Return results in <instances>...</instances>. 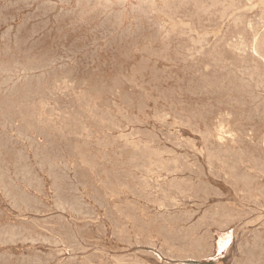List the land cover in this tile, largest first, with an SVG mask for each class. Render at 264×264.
<instances>
[{
    "label": "rangeland",
    "instance_id": "374dc122",
    "mask_svg": "<svg viewBox=\"0 0 264 264\" xmlns=\"http://www.w3.org/2000/svg\"><path fill=\"white\" fill-rule=\"evenodd\" d=\"M52 1L53 2L55 1V2L53 3ZM146 1H147V3H146ZM173 1L172 0H168V1H166V0H161V1L160 0L159 1L158 0H155V1L154 0H135V1H133V0H118V1H116V0H110V1L109 0H74V1L73 0H0V49L3 50V52L0 50V68H1V70H0V73H1L0 74V81L1 82L3 81L2 83L0 82L2 84V85L0 84V101H1L0 102V104H1L0 105V109H1L0 110V128H2V129H0V166H1L0 167V170H1L0 171L1 172L0 173V203H1L0 204V209H1L0 210V238H1L0 239V241H1L0 246H2V247H0V255H2L0 257L2 258L4 256L2 259L0 258L1 259L0 264H6V263L7 264H21V263L22 264H55V263L56 264H74L75 262H76L75 264H84V263L85 264L86 263L87 264H101V263L102 264H110V263L111 264H115V263L116 264H125V262H126V264H135L136 262H137L136 264H138V262H140L141 264L143 262H144V264H178V263L179 264H184V263L185 264H189V263L190 264H193V263L194 264L195 263L196 264H235V263L236 264L237 263L238 264H240V263H242V264H261L262 263V264H264V260H263L264 259V254H263L264 253V213H260V212H264V210H263L264 209V207H263L264 206V195H263L264 194V157H263L264 156L263 155V153H264V132H262V131H264V109H263L264 108V106H263L264 105V103H263L264 102V97H263L264 96V82H263L264 81V39H263V37H264V23H263L264 22V17H263L264 16V6H263L264 4L263 3L264 2L262 0H254L255 2L252 0H250V1H248V0H246V1L245 0H209V2H208V0H207V2L204 0H202V1L201 0H199V1L198 0L197 1L196 0L195 1L194 0H189V1L184 0V2H182L183 0H176L174 2ZM233 1H236L237 3L233 2ZM113 2H114V4H113ZM160 2H161V4H160ZM195 2H197V3H195ZM201 2L202 3L205 2L204 4L206 6L203 5ZM212 2L214 5L212 4ZM252 2L255 5V9L253 7ZM261 2H263V3H261ZM59 3H60V5H59ZM85 3H86V5H85ZM132 3H133V5H132ZM256 3H257V5H256ZM119 4L121 6H119ZM164 4H166V5H164ZM211 4H212V6L209 7L208 5H211ZM247 4L251 7V9H253V12H252V10H249L250 8ZM245 5H247V6H245ZM66 6H67V9L65 8ZM185 6L186 7L189 6V7L185 8ZM204 6H205V8H204ZM143 7H144V10L147 7L145 12H144V10H142ZM196 7H197V9H196ZM201 7H202V9H201ZM259 7L261 9H259ZM148 8L152 13L150 11H147ZM184 8H185V10H184ZM212 8H213L212 11L209 10ZM216 8H219V9H216ZM241 8L245 9V10L243 11ZM164 9H166V10L164 11ZM203 9L207 10V11L204 12ZM246 9H248V10H246ZM257 9H259V10H257ZM121 10H122V12H121ZM134 10L135 11L137 10V11L135 12ZM155 10L156 11L158 10L157 13ZM168 10H169V12H168ZM178 10H180V11H178ZM196 10H198V11L196 12ZM199 10H201V11H199ZM230 10H232V11H230ZM23 11H24V13H23ZM177 11H178V14L176 13ZM207 12H208V14H207ZM122 13H123V15H122ZM146 13H147V15H146ZM158 13H159V15H158ZM199 13H201L202 15L200 14V16H199L198 15ZM236 13H238V14H236ZM151 14H153V15H151ZM154 14H155V16H154ZM181 14H182V16H181ZM187 14L189 15V17H186V16L185 17L188 20L184 17V15H187ZM191 14H193L192 15L193 17L191 16ZM195 14H196V16H195ZM210 14H211V16H210ZM214 14H215V17L213 16ZM231 14H232V17H231ZM252 14H254V15H252ZM117 16H118V18H117ZM132 16H133V18H132ZM161 16H162V18H161ZM190 16H191V18H190ZM260 16H261V18H260ZM142 17H143V19H142ZM147 17H148V19H146ZM209 17H211V18H209ZM229 17H230V19H229ZM93 20H94V22H93ZM123 20L125 22H123ZM161 20H162V22H161ZM198 20H200V23L197 22ZM241 20L242 21L244 20V21L242 22ZM96 21H98L99 23ZM154 21H155V23H154ZM191 21H193L194 25ZM122 22H123V25H125V26L122 25ZM126 22H127V24H126ZM187 22H189L188 25H187ZM119 23H121V24H119ZM136 23H138V25ZM184 23H186V24L184 25ZM240 23H242L243 25ZM155 24H157L158 26H156ZM189 24L193 27H191ZM90 25H92V26L90 27ZM195 25H197V26L194 27ZM198 25H199V27H198ZM247 25L249 26V28ZM145 26H147V27L144 28ZM159 26L163 29L164 32L162 31V29ZM162 26H164V27H162ZM187 26H188V29H186ZM120 27H122V29ZM183 27H186V28H183ZM214 27H216V28H214ZM223 27H224V30H223ZM236 27H237V29H236ZM191 29H192V31H191ZM198 29L199 30L201 29L200 30L201 32ZM197 30H198V32H197ZM215 30H216V32H215ZM158 32L160 35L158 34ZM228 32H230V33H228ZM156 34H157L158 39H156L157 38ZM145 35H147V37ZM200 35H201V38H200ZM208 35L210 37H206ZM74 36H76V37H74ZM223 36H225V37L222 38ZM191 37L193 38V41L191 40L192 39ZM195 40H196V42H195ZM182 43H183V45H182ZM191 43H193V44L191 45ZM169 44L172 46H170ZM160 46H162V47H160ZM181 46H182V48L183 47L184 48L182 49ZM199 46H200V48H199ZM168 47L170 48L169 50H168ZM177 47H179V48H177ZM154 48H156V49H154ZM165 48H167V49H165ZM213 48H215L216 50ZM258 48L259 49L262 48V49L259 50ZM138 49H139V51H138ZM173 49H175V50H173ZM246 49H248V50H246ZM105 50L107 51V53ZM250 50H252V51H250ZM183 51H185V52H183ZM196 51L199 53H197ZM240 51L241 52L243 51V53H241ZM190 52H191V55H190ZM256 52L258 53L257 56H255L257 54ZM18 53H19V55H18ZM2 55H4V56H2ZM105 56H106V58H105ZM216 56H218V57H216ZM19 57H20V59H19ZM167 57H168V59H166ZM213 57H215V59ZM187 58L190 60H188ZM171 59L173 61H171ZM210 59H212L213 61L212 60L210 61ZM4 60H5V62H4ZM166 61H167V63H166ZM191 61H192V63H191ZM214 61L216 64L214 63ZM7 62H9V63H7ZM170 62H172V63H170ZM217 63H218V66H217ZM153 64H155V65H153ZM171 65H172V67H171ZM199 65H201V66H199ZM214 65L216 68H214ZM192 66H194V67H192ZM198 66L200 69L198 68ZM219 66H220V68H219ZM167 67H169V68H167ZM249 67L252 69H250ZM21 68H22V70H21ZM90 68H91V70H90ZM177 68H178V70H177ZM189 68H191V70ZM238 68H239V70H238ZM8 69L9 70L12 69V70H10L11 73H8L9 72ZM133 69H135V70H133ZM193 69L194 70L196 69V71L194 72ZM226 69H228V70H226ZM244 69H245V71H244ZM247 69H248V71H246ZM251 70H254V71H251ZM258 70L260 71V73ZM24 71H26V72H24ZM216 71H218V72H216ZM22 72H24V73H22ZM181 72H183V73H181ZM235 72H237V73H235ZM244 72H246L247 74L245 73V75H244ZM249 72L251 75L248 74ZM209 73H211L210 76H209ZM61 74H62L63 78L61 77ZM12 75H14L15 78ZM25 75H28V76H25ZM220 75L222 76V78H220L221 77ZM11 76H12V78H11ZM66 76H68V77H66ZM4 77H5V79H4ZM18 77H19V79H18ZM12 79H14L15 81H13ZM29 79L31 81H29ZM149 79H150V81H149ZM241 79H242V81H241ZM70 80L73 83H71ZM226 80H228V81L230 80V82H228ZM18 81L19 82L22 81L19 83L20 85L18 84ZM46 81H47L48 85L46 84ZM53 81H55V82H53ZM57 81L59 82V85L57 84L58 83ZM245 81H246V83H245ZM207 82H208V84H207ZM42 83H43V85H42ZM44 83H45V85H44ZM53 83H55V84H53ZM67 83H69V84H67ZM70 83H71V85H70ZM240 83H241V85H240ZM234 84H235V87H234ZM14 85L17 87H15ZM61 85H62V87H61ZM4 86H5V88H4ZM63 86H65V87H63ZM12 87L14 88V91H13ZM223 87H224V89H223ZM2 88H4V89H2ZM48 88H49V90H48ZM54 88H56V89H54ZM22 89H25V90L22 91ZM62 89H64V92L62 91ZM86 89H88V90H86ZM50 91L51 92L53 91V92L51 93ZM76 91H77V93H76ZM121 91H122V93H121ZM229 91H232V92H229ZM85 92H87V93H85ZM219 92H220V94H219ZM18 93H20V94L18 95ZM28 93H30V95L32 94L33 96L32 95L30 96ZM69 93L71 94V96ZM63 94H64V96H63ZM82 94H84V95H82ZM26 95L30 96V97H27ZM56 95H57V98H56ZM92 95H93V97H92ZM104 95H106V96H104ZM114 95L116 98L114 97ZM4 96H5V98H4ZM6 96H7V98H6ZM65 97H66V99H65ZM72 97H73V99H72ZM120 97H121V99H120ZM262 97H263V99H261ZM12 98H13V100H12ZM84 98L87 100H85ZM99 98H101V99H99ZM4 99H6V100H4ZM71 99L74 101H72ZM76 99H77V101H76ZM90 99H92V100L90 101ZM42 100H48V101H47V103H46V101H44V103H43ZM2 101H4V103ZM15 101H16V103H15ZM18 101H19V103H18ZM50 101L52 102V104ZM83 101H85V102H83ZM76 102H78V103H76ZM39 103L42 105H40ZM45 103L47 104V106L45 105ZM54 103L56 106L54 105ZM88 103H90V105ZM104 103L106 104V106ZM80 104H81V106H80ZM95 104H97L98 106ZM99 104H101V105H99ZM107 104H109V105H107ZM122 105H123V107H122ZM54 106H55V108H53ZM99 106L100 107L103 106V109H102V107L99 109ZM37 107H38V109H37ZM45 107H47V108H45ZM60 107H61V110H59ZM83 107H85V109ZM86 107H87V109H86ZM113 107H116V109ZM205 107L207 108V110ZM254 107H255V110H254ZM6 109H7V112H6ZM54 109H57V110H54ZM67 109H68V112H67ZM73 109H74V112H73ZM113 109H115V110L113 111ZM130 109H132V110H130ZM158 109H159V111H158ZM165 109L167 111H165ZM17 110L23 111V112L20 113ZM33 110H34V112H33ZM46 110H47V112H46ZM92 110L94 112H92ZM168 110L170 113L168 112ZM124 111L126 113H124ZM142 111H143V113H142ZM200 111H201V113H200ZM237 111H239V112L236 113ZM12 112H16V113L12 114ZM71 112H73V114ZM6 113H8V114H6ZM18 113H20L21 115H18ZM37 113L39 116H37V118H36ZM87 113H88V115H87ZM101 113H102V115H101ZM138 113H139V115H138ZM149 113H151V116ZM5 114L7 115V117ZM29 114H30V116H29ZM50 114H51V116H50ZM71 114H72V118H70ZM106 114H108V115H106ZM3 115H5V117ZM54 116L55 117L57 116L56 118H59V119H57V121H56V118L51 119ZM96 116H97V118H96ZM131 116H133V117H131ZM217 116H218V118H217ZM235 116H236V118H234ZM74 117L76 120L73 119ZM87 117H88L87 120H90V121L85 120ZM100 117H102V118H100ZM144 117H146V118H144ZM147 117L150 119L148 120ZM44 118L49 119V120H45ZM67 118H68V120H67ZM120 118L123 120H120ZM151 118H152V120H151ZM37 119H38V122H36ZM101 119L102 120L105 119V120L102 121ZM224 119H226V120H224ZM64 120H65V122H64ZM82 120H84V121L82 122ZM112 120H113V122H112ZM29 121H31V122H29ZM76 121H78L81 124H79L78 122H77L78 123L77 124ZM104 121H105V123H104ZM122 121H123V123H122ZM70 122L72 125L70 124ZM91 122H93V123H91ZM137 122H138V124H137ZM237 122H239V123H237ZM49 123H52V124H49ZM98 123H100V124H98ZM127 123H128V125H127ZM132 123L134 126L132 125ZM5 124H6V126H5ZM94 124H96V125H94ZM97 124H98V126H97ZM222 124H224V125L222 126ZM8 125H11V126H8ZM38 125H40L41 129ZM54 125H55V127H54ZM123 125H125V126H123ZM177 125H178V127H177ZM231 125H232V127H231ZM108 126H109V129H108ZM235 126H237V127H235ZM52 127L56 128V129L53 128L54 129L53 130ZM80 127H82V128L80 129ZM22 128H25V131ZM71 128L75 129V130L73 129L74 132ZM86 128H87V130H86ZM9 129H11V132ZM126 129H128V130H126ZM137 129H139V130H137ZM153 129H155V130L152 131ZM174 129H176V130H174ZM209 129H210V131H209ZM222 129L225 131L222 132ZM58 130H59V132H58ZM101 130L103 132H101ZM116 130H117V132H116ZM203 130H204V132H203ZM211 130H212V132H211ZM55 131L57 134L55 133ZM61 131H62V136L60 135ZM121 131H122V133H121ZM131 131L133 132V135H131L132 134ZM138 131H140V133ZM185 131H187V132H185ZM30 132H32V133H30ZM66 132L68 135L66 134ZM111 132H113V133H111ZM130 132H131V134H129ZM143 132H144V134H143ZM151 132H153V133H151ZM90 133H91V135H90ZM98 133L99 134L101 133L100 136L98 135ZM147 133H149V134H147ZM260 133L263 135V137ZM119 134H120V136L118 137ZM123 134L124 135L127 134L129 137L124 136ZM145 134H146V136H145ZM154 134H157V135H154ZM74 135H76V137ZM115 135L117 138L115 137ZM152 135H154V136H152ZM183 135L185 138L183 137ZM217 135H219V136H217ZM228 135H230L231 137ZM79 136H81V137H79ZM220 136L222 137V139ZM35 137H37V139ZM141 137H142V141H139L141 139ZM188 137H190V138H188ZM72 138H73V140H72ZM119 138H120L121 142H120ZM165 138H166V140H165ZM216 138H217V140H216ZM239 138H240V140H239ZM186 139H188V140H186ZM65 140L68 143H66ZM69 140L70 141L72 140V141L70 142ZM105 140H107V141H105ZM130 140H131V147H127L128 142L130 145ZM246 140L248 141V143ZM7 141H8V143H7ZM36 141H37V143H36ZM40 141H41V143H40ZM98 141L100 144L98 143ZM145 141H147V143ZM156 141H158V142H156ZM160 141H163L164 143H162ZM166 141H167V143H166ZM204 141L206 142L207 145L205 144ZM231 141H233V142H231ZM69 142L72 145L73 144H75V145L72 147V145ZM77 142H79V143H77ZM116 142H118V143H116ZM123 142L124 143L126 142V143L124 144ZM132 142L134 144L135 143H138V144L134 145ZM150 142H153V143L150 144ZM83 143H84V148H83ZM95 143L96 144L98 143L97 146ZM108 143H110V144H108ZM189 143L192 144V147ZM231 143L233 144V146ZM15 144L18 146H16ZM59 144H60V146H59ZM176 144H179V145H176ZM198 144H199V146H198ZM42 145L44 147H42ZM138 145H141L140 146L141 148ZM150 145H152V146H150ZM219 145H221L222 147ZM230 145L232 148H230ZM33 146H34V148L36 147V149H34ZM121 146H123V147H121ZM166 146H168V148H166ZM38 147H40V148H38ZM113 147H115V148H113ZM160 147H162V148L160 149ZM187 147H188V149L191 148L192 151L190 149H189V151L186 150ZM194 147H197V148H194ZM241 147H242V149H241ZM4 148H5V150L2 151ZM100 148H101V150H100ZM117 148H118V150H117ZM233 148H234V150H233ZM141 149H143V150H141ZM163 149H164V151H163ZM166 149H168V151ZM226 149H228L227 150L228 152L226 151ZM253 149H255V150H253ZM25 150H26V152H25ZM90 150L91 151L94 150V151L91 152ZM158 150H159V152H158ZM172 150L173 151L175 150L174 153ZM9 151H10V153H9ZM15 151L17 154L14 155ZM20 151H21V153H19ZM99 152H100V154H99ZM121 152H123V154H121ZM129 152H131V153H129ZM146 152H147V154H146ZM160 152L161 153L164 152V153L161 154ZM165 152H167V154ZM245 152H247V153H245ZM251 152H252V154H251ZM141 153L142 154L144 153V154L142 155ZM154 153H156V156L158 155L157 156L158 159H156L157 157L155 156ZM75 154H76V156H75ZM126 154H128L129 156H127ZM159 154H161V155H159ZM171 154L173 156H171ZM174 154L177 158L179 157L178 160L181 163L179 161H176L177 159L174 156ZM192 154H193V157H192ZM207 154H209V155H207ZM248 154H249V156H248ZM151 155H153L154 157L153 156L151 157ZM183 155H184V157H183ZM188 155L189 156L191 155V156L189 157ZM8 156H10V157H8ZM97 156H99V157H97ZM114 156H116V157H114ZM123 156L126 158H124ZM11 157H12V159H11ZM88 157H90V158H88ZM159 157L162 158V160H161L162 162L157 163V161L159 162V160H160ZM60 158H61V160H60ZM98 158H100V160ZM121 158H123L124 160ZM153 158H155V159H153ZM214 158H215V160H214ZM242 158H244V159H242ZM125 159H127V160H125ZM173 159L174 160L176 159L175 160L176 163H174L175 161ZM184 159L186 161H184ZM197 159H199V160H197ZM31 160H32V162H31ZM51 160L52 161L54 160V161L52 162ZM155 160H157V161H155ZM170 160H171V165H170ZM33 161L35 163L38 162L37 163L38 165L35 164ZM42 161H44V162H42ZM69 161H71V162H69ZM114 161H116V162H114ZM135 161H137V162H135ZM163 161H165L164 164H163ZM167 161H168V163H166ZM214 161L216 162V164L214 163ZM5 162L7 163L8 167H6ZM113 162H114V164H113ZM151 162H155V163H151ZM94 163L97 165L96 167H95ZM100 163H102V164L100 165ZM117 163L120 165H118ZM121 163H122V165H121ZM133 163H136V165ZM184 163L185 164L187 163V164L185 165ZM230 163H232V164L230 165ZM10 164L12 165V168H11ZM53 164H54V166H53ZM68 164H71V166ZM157 164H159L161 166L159 167ZM179 164H183V166L179 165ZM217 164H218V166H217ZM142 165H144V166H142ZM145 165H146V168H144ZM175 165H177V166H175ZM193 165H194V168H193ZM81 166H82V169H81ZM107 166H109V167H107ZM126 166L127 167L129 166L128 169L126 168ZM148 166H149L150 170H149ZM155 166H156V168H154ZM186 166H187V168H185ZM197 166H198V168H197ZM200 166H202L201 170L204 169L203 171L198 170V169H200ZM219 166L221 168H219ZM41 167L43 170L41 169ZM58 167H60V168H58ZM152 167H153V169H152ZM173 167H175V169ZM213 167H215V168H213ZM39 168H40V170H39ZM77 168H79V169H77ZM100 168H102V169H100ZM180 168H182L181 169L182 171L180 170V172H179L178 170ZM190 168H192L193 170ZM3 169H4V171H3ZM92 169H96V170H92ZM172 169L174 172L172 171ZM66 170H67V172H66ZM71 170H73V171L71 172ZM77 170H79V171L77 172ZM98 170H100L101 172L100 171L97 172ZM109 170H111V171L109 172ZM130 170H131V172H130ZM138 170H139V172H138ZM147 170L149 171V173H152V174H149ZM155 171H158V172L155 173ZM128 172H129V174H128ZM140 172H142L143 174ZM159 172H162V173L159 174ZM22 173H23V175H22ZM76 173H77V175H76ZM88 173H90V175ZM115 173H117V174H115ZM131 173H133V174H131ZM197 173L200 176L199 178L196 177V176H198ZM213 173H214V175H212ZM98 174H100V176ZM119 174H121V175H119ZM230 174H231V176H229ZM251 174H253V175H251ZM262 174H263V176H262ZM60 175H62V176H60ZM81 175H82V177H81ZM254 175L256 176V180H255ZM124 176H126V177H124ZM191 176H192V178H191ZM201 176H203V177H201ZM218 176H219V178H218ZM116 177H118L119 179H117ZM172 177L174 179H172ZM147 178L151 179V180H146ZM184 178H186V179H184ZM188 178H189V181H188ZM54 179L55 180L57 179V180L55 181ZM120 179H121V181H120ZM127 179H129V180H127ZM134 179L136 180V183H135ZM144 179H145V181H144ZM18 180H20V181H18ZM92 180H94V181H92ZM98 180L100 181V183ZM110 180H111V182H110ZM112 180H113V182H112ZM138 180L144 181V183L140 182ZM168 180L170 182H168ZM173 180H174V182H173ZM175 180H176V182H175ZM178 180L180 181V183H178L179 182ZM181 180L182 181L184 180L185 182H182ZM192 180H193V182H192ZM36 181H38V182H36ZM202 181H204V182H202ZM257 181L261 182V183H258ZM262 181H263V183H262ZM70 182H73V183H70ZM91 182L95 185L93 186V184ZM160 182H162V183H160ZM101 183H103L104 185ZM181 183H183L185 186H182L183 184L181 185ZM231 183H233V185ZM10 184H11V186H10ZM100 184L102 187L100 186ZM118 184H119V186H117ZM161 184L164 186H162ZM257 184H259V185H257ZM50 185H51V187H50ZM157 185L160 187L159 189H158ZM204 185H205V188L203 187ZM25 186H27V187H25ZM161 186H162V188H161ZM232 186L236 190L233 189ZM239 186H240V188H239ZM34 187L35 188L38 187V188L35 189ZM52 187H53V189H52ZM66 187H68V188H66ZM183 187H185V188H183ZM21 188H22V190H21ZM26 188H28V189L26 190ZM60 188L61 189L63 188V189L60 190ZM64 188H65V192H64ZM144 188H146L147 190ZM201 188H202V190H201ZM206 188H208V190H204ZM42 189L44 191H42ZM107 189H109V190H107ZM123 189L124 190L127 189V190L124 191ZM161 189L164 191H162ZM167 189L170 191L168 192ZM179 189H181V191H179ZM212 189H215V190H212ZM2 190L4 191L5 194L2 193ZM203 190L206 192L203 193L204 192ZM240 190L243 192H241ZM5 191H7V192H5ZM60 191H61V193H60ZM88 191H90V192H88ZM122 191H124V193H122ZM197 191H199L200 194ZM250 191L251 192L254 191L255 193H251ZM105 192H106V194H105ZM216 192H219V193L221 192L220 194H222V195H220L219 193L216 194ZM151 193H153V194H151ZM174 193H175V195H174ZM27 194L30 197H28ZM54 194H56V195H54ZM109 194H111L110 197H109ZM127 194L128 195L130 194V196H127ZM214 194H215V196H214ZM234 194H236V195H234ZM42 195H44V197ZM71 195L73 196V198H71L72 197ZM90 195H92L93 197ZM101 195H103V196H101ZM51 196L54 198H52ZM55 196H56V198H55ZM61 196H64V197H61ZM80 196H82V197H80ZM161 196H162V200L160 198ZM231 196L233 199L231 198ZM7 197H9L10 199L12 198V199L10 200ZM134 197H136V198H134ZM203 197H204V199H203ZM241 197H242V200H241ZM89 198H91L92 201ZM189 198H191V199H189ZM25 199H26V201H25ZM56 199H57V201H55ZM183 199H184V202L182 201ZM195 199H196V201H195ZM20 200H22L23 202ZM40 200L42 203L40 202ZM111 200L114 202L112 203ZM120 200H122L121 203H120ZM233 200H234V203H233ZM75 201H76V203H75ZM105 201H106V203H105ZM171 201H172V203H171ZM66 202H67V205H66ZM195 202H196V204H195ZM36 203L39 204L40 207H42V209ZM110 203H111V206H110ZM165 203H168L166 207H165ZM193 203L195 204V206ZM55 204H57V206H55ZM79 204L81 206L82 205L83 206L80 207ZM131 204H133V205H131ZM171 204H173V205H171ZM250 204H252V205L250 206ZM257 204H259V205H257ZM13 205H15L14 208L12 207ZM20 205H22V206H20ZM24 205L26 206V208L28 207V209H25ZM89 205H91V206H89ZM93 205H94V207H93ZM144 205L146 208L144 207ZM148 205H149V209H148ZM35 206L37 207L38 210L36 209ZM66 206L69 208L71 207L72 209H70V210H69V208L65 209ZM257 206L258 207L261 206V208H258ZM32 207H33V209H32ZM89 207H91V208H89ZM105 207H106V211H105ZM122 207H123V209H122ZM153 207L155 209H153ZM168 207H169V209H168ZM241 207H244L246 209L244 210V208H242V210H241ZM57 208L58 209L60 208V211ZM171 208H172V210H171ZM176 208L178 209L179 212L175 211ZM190 208H192V209H190ZM213 208H215V209H213ZM254 208H255V210H254ZM43 209H44V211H43ZM219 209H220V211H219ZM249 209L250 210L252 209V211H254V212L253 213H252V211L250 212ZM256 209L258 211H256ZM125 210L127 211V213ZM205 210H207V211H205ZM221 210H223V211H221ZM68 211L71 213H69ZM131 211H133L132 214H130ZM147 211H148V213H147ZM155 211H157V212H155ZM6 212H8V213H6ZM32 212H36V214L32 213ZM65 212H67V213H65ZM81 212H83V214ZM135 212H137V214ZM160 212H162V213H160ZM196 212H197V214H196ZM208 212H212V213L208 214ZM256 212H258V213H256ZM124 213H126V215ZM150 213L154 214L155 216L151 215ZM239 213H240V215H239ZM84 214H86V215H84ZM192 214H194V216ZM168 215H169V217H168ZM201 215H203V217ZM28 216H31V217H28ZM51 216H53L54 218ZM76 216H77V218H76ZM81 216H82V218H81ZM200 216L202 218H199ZM245 216H247L246 221H245ZM33 217H35V218H33ZM61 217H63L64 219ZM73 217H74V219H73ZM116 217L120 218L121 221L119 222V219H117ZM146 217H147V219H146ZM79 218H80V220H79ZM8 220L10 223L8 222ZM92 220H94V221H92ZM122 220H124V221H122ZM151 220H153V221H151ZM211 220H212V222H211ZM46 221L48 223H46ZM97 221H99V222H97ZM100 221L102 224L100 223ZM108 221H110V222H108ZM166 221H167V223H166ZM178 221H180L181 223L180 222L177 223ZM182 221H184V222L186 221L188 224L187 223L184 224V222H182ZM4 222H6V223H4ZM75 223H77V224H75ZM87 223L88 224L90 223V224L88 225ZM110 223H112L114 225H112ZM248 223H251V224L249 225ZM260 223H261V225H260ZM47 224H49V225H47ZM140 224H141V226H140ZM171 224H172V226H169ZM205 224H206V226H205ZM18 225H19V227H18ZM43 225H46V226L43 227ZM69 225H71V226H69ZM97 225H99V226H97ZM124 225L127 227H125ZM166 225H168L167 226L168 230H167V227H164ZM212 225H214L215 227ZM3 226L5 229L3 228ZM103 226H104V228H103ZM257 226L259 229L257 228ZM64 227H65V229H64ZM105 227H106V230H105ZM121 227H122V229H121ZM149 227H151V228H149ZM235 227L237 228V230ZM10 228H12V230ZM206 228L208 229V232H207ZM15 229H16V231H15ZM45 229H47L48 231H46ZM126 229H127V232H126ZM150 229H152V230H150ZM185 229H187V230H185ZM193 229L195 231L197 230L198 232L197 231L195 232ZM199 229H200V231H199ZM250 229H252L254 232L256 231V233H254ZM62 230H64V231L66 230V231L64 232ZM70 230H73L74 232L71 231V233H70ZM77 230L78 231L81 230V231H79L80 233ZM191 230H193V231H191ZM59 231L61 233L63 232L62 233L63 237ZM144 231H146V232H144ZM23 232H24V235H22ZM174 232H176V233H174ZM179 232L181 234L180 236H182L180 238H179ZM19 233H21V234H19ZM99 233H101V235ZM102 233H103V235H102ZM155 233H156V235H155ZM157 233L159 235H157ZM167 233L169 235H172V234L173 235L169 236ZM186 233L188 235H186ZM149 234L151 235V237ZM191 234H192V236H191ZM226 234H227V236H226ZM6 235H8V236H6ZM84 235L85 236L88 235L89 238H88V236L85 237ZM204 235H206V236H204ZM228 235L230 237V242H229L228 246L222 251L219 250V247H218L219 243L218 242H220L222 239H224V237H228ZM261 235L263 236L262 238H261ZM19 236L21 238H19ZM40 236L41 237L43 236V237L41 238ZM100 236H101V238H100ZM109 236L111 238H109ZM166 236H169V237H167V239H166ZM26 237H27V239H25ZM30 237H33V238H30ZM75 237L77 240L74 239ZM119 237H120V239H119ZM172 237L174 240L172 239ZM183 237H185L186 239L184 238L185 239L184 240ZM71 239H72V242H71ZM90 239H91V241H90ZM104 239H106V240H104ZM110 239L112 242L109 241ZM254 239H256V240H254ZM20 240H21V242H20ZM30 240H32V241H30ZM42 240H44V241H42ZM46 240H47V243H46ZM162 240H164V241H162ZM257 240H259V241H257ZM6 241L7 242L9 241V242L5 243ZM85 241H87V242H85ZM99 241H101V242H99ZM102 241H105V242H102ZM120 241H122V242L120 243ZM126 241H128V243H126ZM169 241H170V243H169ZM195 241L197 242V244ZM11 242L14 244H11ZM50 242H51V244H50ZM95 242H98V243H95ZM194 242H195V244H194ZM234 242H235V244H234ZM257 242H259V243H257ZM71 243H72V245H70ZM87 243H89V244H87ZM93 243H94V245H93ZM104 243L106 245H104ZM148 243L151 246H148L147 245ZM181 243H182V245H181ZM214 243H215V245H214ZM252 243H253L254 247H253ZM96 244H98L97 247H96ZM99 244H100V246H99ZM178 244H179V246H178ZM103 245H104V247H103ZM130 245H132V247ZM174 245H176V246L174 247ZM240 245H241V247H240ZM250 245H252V246H250ZM4 246H6V247H4ZM114 246H116V247H114ZM172 246H173V248H172ZM203 246H204V248H203ZM127 247H129V248L127 249ZM159 247H161V248H159ZM82 248H83V250H82ZM116 250H118V252ZM50 253H51V255H50ZM172 253L173 254L175 253V254L173 255ZM198 254H199V256H198ZM24 255H26V256H24ZM93 255H95L94 257H96V259L93 257ZM103 255H104V257H103ZM106 255H107V257H106ZM125 255H127V256H125ZM176 255H177V257L175 258ZM72 256L75 258H73ZM97 256H98V258H97ZM112 256H114V257H112ZM179 256H181V257L179 258ZM190 256L192 258H194L195 260H192V258ZM208 256H210V257H208ZM257 256H258V258H257ZM54 257L56 258L57 261L55 260ZM68 257H70V258H68ZM77 257H79V258H77ZM157 257H158V259H157ZM99 258L101 259L102 262L99 261L100 260ZM102 258H104V259H102ZM115 258H117V259H115ZM181 258H182V260H181ZM188 258H191V259H188ZM38 259H40V260H38ZM74 259H75V262L73 261ZM118 259H120V260H118ZM123 259L124 260L126 259V260L124 261ZM89 260L92 261L93 263H91ZM60 261H61V263H60ZM62 261H64V262H62ZM80 261H81V263H80ZM134 261H135V263H134ZM146 261H147V263H145ZM236 261H238V262H236Z\"/></svg>",
    "mask_w": 264,
    "mask_h": 264
},
{
    "label": "bare ground",
    "instance_id": "6f19581e",
    "mask_svg": "<svg viewBox=\"0 0 264 264\" xmlns=\"http://www.w3.org/2000/svg\"><path fill=\"white\" fill-rule=\"evenodd\" d=\"M73 1H74V0H73ZM109 1H110V0H109ZM116 1H118V0H116ZM133 1H135V0H133ZM154 1H155V0H154ZM158 1H159V0H158ZM160 1H161V0H160ZM166 1H168V0H166ZM172 1H173V0H172ZM174 1H176V0H174ZM174 1H173V2H174ZM185 1H186V0H185ZM188 1H189V0H188ZM194 1H195V0H194ZM196 1H197V0H196ZM198 1H199V0H198ZM201 1H202V0H201ZM204 1L207 2V0H204ZM245 1H246V0H245ZM248 1H250V0H248ZM248 1H247V2H248ZM252 1H254V0H252ZM262 1L264 2V0H262ZM36 2H37V1H36ZM52 2H53V1H52ZM54 2H55V1H54ZM54 2H53V3H54ZM119 2H120V1H119ZM139 2H140V1H139ZM142 2H143V1H142ZM182 2H184V0H183ZM208 2H209V0H208ZM230 2H231V1H230ZM233 2L237 3L236 1H233ZM254 2H255V1H254ZM263 2H261V3H263ZM49 3H50V2H49ZM99 3H100V2H99ZM102 3H103V2H102ZM108 3H109V2H108ZM140 3H141V2H140ZM140 3H139V4H140ZM146 3H147V1H146ZM152 3H153V2H152ZM163 3H164V2H163ZM175 3H176V2H175ZM179 3H180V2H179ZM189 3H190V2H189ZM195 3H197V2H195ZM199 3H200V2H199ZM201 3H202V2H201ZM204 3H205V2H204ZM204 3H202V4L205 5ZM210 3H211V2H210ZM231 3H232V2H231ZM252 3H253V2H252ZM252 3H251V4H252ZM36 4H37V3H36ZM63 4H64V3H63ZM73 4H74V3H73ZM100 4H101V3H100ZM103 4H104V3H103ZM113 4H114V2H113ZM117 4H118V3H117ZM120 4H121V3H120ZM120 4H119V6H121ZM125 4H126V3H125ZM142 4H143V3H142ZM156 4H157V3H156ZM160 4H161V2H160ZM173 4H174V3H173ZM207 4H208V3H207ZM212 4H213V2H212ZM212 4H211V5H208V6L211 7ZM263 4H264V3H263ZM46 5H47V4H46ZM57 5H58V4H57ZM59 5H60V3H59ZM85 5H86V3H85ZM97 5H98V4H97ZM132 5H133V3H132ZM132 5H131V6H132ZM153 5H154V4H153ZM164 5H166V4H164ZM181 5H182V4H181ZM181 5H180V6H181ZM200 5H201V4H200ZM213 5H214V4H213ZM234 5H235V4H234ZM247 5H248V4H247ZM247 5H245V6H247ZM256 5H257V3H256ZM261 5H262V4H261ZM141 6H142V5H141ZM141 6H140V7H141ZM143 6H144V5H143ZM173 6H174V5H173ZM178 6H179V5H178ZM205 6H206V5H205ZM205 6H204V8H205ZM245 6H244V7H245ZM248 6H249V5H248ZM263 6H264V5H263ZM24 7H25V6H24ZM27 7H28V6H27ZM71 7H72V6H71ZM82 7H83V6H82ZM87 7H88V6H87ZM106 7H107V6H106ZM113 7H114V6H113ZM135 7H136V6H135ZM140 7H139V8H140ZM163 7H164V6H163ZM174 7H175V6H174ZM187 7H189V6H187ZM187 7L185 6V8H187ZM202 7H203V6H202ZM202 7H201V9H202ZM209 7H208V8H209ZM253 7H254V9H255V5H254V3H253ZM63 8H64V7H63ZM65 8L67 9V6H66ZM75 8H76V7H75ZM118 8H119V7H118ZM129 8H130V7H129ZM159 8H160V7H159ZM179 8H180V7H179ZM185 8H184V10H185ZM230 8H231V7H230ZM230 8H229V9H230ZM249 8H250L249 10H252V12H253V9H251L250 6H249ZM140 9H141V8H140ZM140 9H139V10H140ZM146 9H147V7H146ZM146 9H145V10H146ZM150 9H151V8H150ZM181 9H182V8H181ZM181 9H180V10H181ZM196 9H197V7H196ZM199 9H200V8H199ZM216 9H219V8H216ZM238 9H239V8H238ZM241 9H242V8H241ZM259 9H261V8L259 7ZM259 9H257V10H259ZM58 10H59V9H58ZM83 10H84V9H83ZM83 10H82V11H83ZM99 10H100V9H99ZM126 10H127V9H126ZM142 10H144V7H143ZM145 10H144V12H145ZM165 10H166V9H164V11H165ZM176 10H177V9H176ZM176 10H175V11H176ZM180 10H178V11H180ZM203 10H204V9H203ZM203 10H202V11H203ZM209 10L212 11L213 8H212V9H209ZM214 10H215V9H214ZM242 10L244 11L245 9H242ZM246 10H248V9H246ZM262 10H263V9H262ZM262 10H261V11H262ZM26 11H27V10H26ZM33 11H34V10H33ZM86 11H87V10H86ZM101 11H102V10H101ZM109 11H110V10H109ZM134 11H135V10H134ZM136 11H137V10H136ZM136 11H135V12H136ZM147 11H150L149 8H148ZM155 11H156V10H155ZM157 11H158V10H157ZM157 11H156V13H157ZM172 11H173V10H172ZM175 11H174V12H175ZM178 11L176 12L177 14H178ZM186 11H187V10H186ZM189 11H190V10H189ZM189 11H188V12H189ZM197 11H198V10H196V12H197ZM199 11H201V10H199ZM205 11H207V10H204V12H205ZM215 11H216V10H215ZM230 11H232V10H230ZM84 12H85V11H84ZM113 12H114V11H113ZM113 12H112V13H113ZM115 12H116V11H115ZM121 12H122V10H121ZM150 12H151V11H150ZM168 12H169V10H168ZM184 12H185V11H184ZM217 12H218V11H217ZM240 12H241V11H240ZM23 13H24V11H23ZM26 13H27V12H26ZM101 13H102V12H101ZM108 13H109V12H108ZM117 13H118V12H117ZM151 13H152V12H151ZM202 13H203V12H202ZM233 13H234V12H233ZM250 13H251V12H250ZM148 14H149V13H148ZM166 14H167V13H166ZM170 14H171V13H170ZM200 14H201V13H199L198 15L200 16ZM204 14H205V13H204ZM207 14H208V12H207ZM236 14H238V13H236ZM21 15H22V14H21ZM122 15H123V13H122ZM127 15H128V14H127ZM146 15H147V13H146ZM151 15H153V14H151ZM158 15H159V13H158ZM187 15H188V14H187ZM187 15H184V17H185V16H186V17H189V15H188V16H187ZM192 15H193V14H191V16H192ZM201 15H202V14H201ZM252 15H254V14H252ZM88 16H89V15H88ZM93 16H94V15H93ZM154 16H155V14H154ZM168 16H169V15H168ZM171 16H172V15H171ZM181 16H182V14H181ZM191 16H190V18H191ZM195 16H196V14H195ZM195 16H194V17H195ZM207 16H208V15H207ZM210 16H211V14H210ZM213 16L215 17V14H214ZM227 16H228V15H227ZM233 16H234V15H233ZM99 17H100V16H99ZM119 17H120V16H119ZM140 17H141V16H140ZM149 17H150V16H149ZM186 17H185V18H186ZM192 17H193V16H192ZM217 17H218V16H217ZM231 17H232V14H231ZM234 17H235V16H234ZM256 17H257V16H256ZM263 17H264V16H263ZM117 18H118V16H117ZM129 18H130V17H129ZM132 18H133V16H132ZM135 18H136V17H135ZM135 18H134V19H135ZM137 18H138V17H137ZM158 18H159V17H158ZM161 18H162V16H161ZM190 18H189V19H190ZM209 18H211V17H209ZM236 18H237V17H236ZM260 18H261V16H260ZM89 19H90V18H89ZM91 19H92V18H91ZM98 19H99V18H98ZM123 19H124V18H123ZM142 19H143V17H142ZM146 19H148V17H147ZM151 19H152V18H151ZM186 19H187V18H186ZM186 19H185V20H186ZM197 19H198V18H197ZM201 19H202V18H201ZM205 19H206V18H205ZM229 19H230V17H229ZM231 19H232V18H231ZM238 19H239V18H238ZM125 20H126V19H125ZM140 20H141V19H140ZM157 20H158V19H157ZM162 20H163V19H162ZM162 20H161V22H162ZM173 20H174V19H173ZM185 20H184V21H185ZM187 20H188V19H187ZM194 20H195V19H194ZM206 20H207V19H206ZM214 20H215V19H214ZM250 20H251V19H250ZM253 20H254V19H253ZM135 21H136V20H135ZM149 21H150V20H149ZM165 21H166V20H165ZM202 21H203V20H202ZM208 21H209V20H208ZM241 21H242V20H241ZM243 21H244V20H243ZM243 21H242V22H243ZM90 22H91V21H90ZM93 22H94V20H93ZM96 22H98V21H96ZM119 22H120V21H119ZM123 22H125V21L123 20ZM123 22H122V25H123ZM191 22L193 23V21H191ZM191 22H190V23H191ZM197 22L200 23V20H198ZM203 22H204V21H203ZM209 22H210V21H209ZM226 22H227V21H226ZM98 23H99V22H98ZM143 23H144V22H143ZM151 23H152V22H151ZM154 23H155V21H154ZM163 23H164V22H163ZM188 23H189V22H187V25H188ZM195 23H196V22H195ZM199 23H198V24H199ZM205 23H206V22H205ZM221 23H222V22H221ZM228 23H229V22H228ZM263 23H264V22H263ZM119 24H121V23H119ZM126 24H127V22H126ZM136 24L138 25V23H136ZM164 24H165V23H164ZM185 24H186V23H184V25H185ZM215 24H216V23H215ZM219 24H220V23H219ZM240 24H242V23H240ZM253 24H254V23H253ZM87 25H88V24H87ZM97 25H98V24H97ZM131 25H132V24H131ZM155 25L158 26L157 24H155ZM182 25H183V24H182ZM182 25H181V26H182ZM189 25H190V24H189ZM193 25H194V23H193ZM217 25H218V24H217ZM217 25H216V26H217ZM220 25H221V24H220ZM242 25H243V24H242ZM9 26H10V25H9ZM91 26H92V25H90V27H91ZM123 26H125V25H123ZM156 26H155V27H156ZM190 26H191V25H190ZM196 26H197V25H195L194 27H196ZM247 26H248V25H247ZM79 27H80V26H79ZM114 27H115V26H114ZM146 27H147V26H145L144 28H146ZM148 27H149V26H148ZM159 27H160V26H159ZM162 27H164V26H162ZM191 27H193V26H191ZM191 27H190V28H191ZM198 27H199V25H198ZM237 27H238V26H237ZM237 27H236V29H237ZM88 28H89V27H88ZM120 28L122 29V27H120ZM160 28H161V27H160ZM183 28H186V27H183ZM214 28H216V27H214ZM219 28H220V27H219ZM234 28H235V27H234ZM248 28H249V26H248ZM251 28H252V27H251ZM84 29H85V28H84ZM161 29H162V28H161ZM186 29H188V26H187ZM196 29H197V28H196ZM230 29H231V28H230ZM147 30H148V29H147ZM154 30H155V29H154ZM154 30H153V31H154ZM158 30H159V29H158ZM198 30H199V29H198ZM198 30H197V32H198ZM200 30H201V29H200ZM200 30H199V31H200ZM202 30H203V29H202ZM205 30H206V29H205ZM223 30H224V27H223ZM251 30H252V29H251ZM83 31H84V30H83ZM159 31H160V30H159ZM162 31H163V29H162ZM162 31H161V32H162ZM166 31H167V30H166ZM191 31H192V29H191ZM221 31H222V30H221ZM163 32H164V31H163ZM185 32H186V31H185ZM194 32H195V31H194ZM200 32H201V31H200ZM205 32H206V31H205ZM207 32H208V31H207ZM215 32H216V30H215ZM230 32H231V31H230ZM230 32H228V33H230ZM233 32H234V31H233ZM113 33H114V32H113ZM118 33H119V32H118ZM149 33H150V32H149ZM211 33H212V32H211ZM68 34H69V33H68ZM114 34H115V33H114ZM127 34H128V33H127ZM145 34H146V33H145ZM158 34H159V32H158ZM163 34H164V33H163ZM163 34H162V35H163ZM225 34H226V33H225ZM147 35H148V34H147ZM147 35H145V36L147 37ZM159 35H160V34H159ZM162 35H161V36H162ZM188 35H189V34H188ZM191 35H192V34H191ZM197 35H198V34H197ZM197 35H196V36H197ZM218 35H219V34H218ZM3 36H4V35H3ZM110 36H111V35H110ZM151 36H152V35H151ZM225 36H226V35H225ZM225 36H223L222 38H224ZM227 36H228V35H227ZM5 37H6V36H5ZM74 37H76V36H74ZM74 37H73V38H74ZM146 37H145V38H146ZM156 37H157V34H156ZM177 37H178V36H177ZM177 37H176V38H177ZM186 37H187V36H186ZM206 37H210V36L208 35V36H206ZM206 37H205V38H206ZM253 37H254V36H253ZM83 38H84V37H83ZM161 38H162V37H161ZM163 38H164V37H163ZM171 38H172V37H171ZM191 38H192V37H191ZM200 38H201V35H200ZM229 38H230V37H229ZM150 39H151V38H150ZM152 39H153V38H152ZM156 39H158V37H157ZM198 39H199V38H198ZM214 39H215V38H214ZM234 39H235V38H234ZM257 39H258V38H257ZM263 39H264V37H263ZM189 40H190V39H189ZM191 40L193 41V38H192ZM196 40H197V39H196ZM196 40H195V42H196ZM223 40H224V39H223ZM6 41H7V40H6ZM142 41H143V40H142ZM153 41H154V40H153ZM157 41H158V40H157ZM192 41H191V42H192ZM213 41H214V40H213ZM239 41H240V40H239ZM107 42H108V41H107ZM172 42H173V41H172ZM204 42H205V41H204ZM7 43H8V42H7ZM96 43H97V42H96ZM100 43H101V42H100ZM102 43H103V42H102ZM188 43H189V42H188ZM201 43H202V42H201ZM201 43H200V44H201ZM216 43H217V42H216ZM241 43H242V42H241ZM2 44H3V43H2ZM2 44H1V45H2ZM192 44H193V43H191V45H192ZM194 44H195V43H194ZM200 44H199V45H200ZM218 44H219V43H218ZM80 45H81V44H80ZM158 45H159V44H158ZM169 45H170V44H169ZM182 45H183V43H182ZM129 46H130V45H129ZM170 46H172V45H170ZM185 46H186V45H185ZM196 46H197V45H196ZM217 46H218V45H217ZM217 46H216V47H217ZM243 46H244V45H243ZM2 47H3V46H2ZM91 47H92V46H91ZM127 47H128V46H127ZM131 47H132V46H131ZM141 47H142V46H141ZM160 47H162V46H160ZM164 47H165V46H164ZM174 47H175V46H174ZM262 47H263V46H262ZM85 48H86V47H85ZM87 48H88V47H87ZM104 48H105V47H104ZM139 48H140V47H139ZM177 48H179V47H177ZM181 48H182V46H181ZM183 48H184V47H183ZM183 48H182V49H183ZM199 48H200V46H199ZM199 48H198V49H199ZM205 48H206V47H205ZM2 49H3V48H2ZM4 49H5V48H4ZM14 49H15V48H14ZM73 49H74V48H73ZM76 49H77V48H76ZM81 49H82V48H81ZM154 49H156V48H154ZM165 49H167V48H165ZM169 49H170V48L168 47V50H169ZM185 49H186V48H185ZM188 49H189V48H188ZM202 49H203V48H202ZM213 49H215V48H213ZM258 49H259V48H258ZM261 49H262V48H261ZM261 49H259V50H261ZM0 50H1V49H0ZM5 50H6V49H5ZM22 50H23V49H22ZM74 50H75V49H74ZM83 50H84V49H83ZM96 50H97V49H96ZM135 50H136V49H135ZM173 50H175V49H173ZM186 50H187V49H186ZM191 50H192V49H191ZM195 50H196V49H195ZM215 50H216V49H215ZM239 50H240V49H239ZM246 50H248V49H246ZM1 51L3 52V50H1ZM13 51H14V50H13ZM76 51H77V50H76ZM105 51H106V50H105ZM138 51H139V49H138ZM162 51H163V50H162ZM162 51H161V52H162ZM250 51H252V50H250ZM2 52H1V53H2ZM5 52H6V51H5ZM81 52H82V51H81ZM163 52H164V51H163ZM167 52H168V51H167ZM167 52H166V53H167ZM183 52H185V51H183ZM186 52H187V51H186ZM196 52H197V51H196ZM240 52H241V51H240ZM253 52H254V51H253ZM28 53H29V52H28ZM106 53H107V51H106ZM133 53H134V52H133ZM158 53H159V52H158ZM179 53H180V52H179ZM179 53H178V54H179ZM197 53H199V52H197ZM200 53H201V52H200ZM210 53H211V52H210ZM241 53H243V51H242ZM256 53H257V52H256ZM154 54H155V53H154ZM169 54H170V53H169ZM171 54H172V53H171ZM184 54H185V53H184ZM184 54H183V55H184ZM223 54H224V53H223ZM245 54H246V53H245ZM15 55H16V54H15ZM18 55H19V53H18ZM22 55H23V54H22ZM143 55H144V54H143ZM157 55H158V54H157ZM190 55H191V52H190ZM193 55H194V54H193ZM197 55H198V54H197ZM201 55H202V54H201ZM257 55H258V53H257L255 56H257ZM261 55H262V54H261ZM2 56H4V55H2ZM69 56H70V55H69ZM140 56H141V55H140ZM152 56H153V55H152ZM162 56H163V55H162ZM195 56H196V55H195ZM202 56H203V55H202ZM214 56H215V55H214ZM253 56H254V55H253ZM180 57H181V56H180ZM199 57H200V56H199ZM216 57H218V56H216ZM219 57H220V56H219ZM17 58H18V57H17ZM28 58H29V57H28ZM80 58H81V57H80ZM105 58H106V56H105ZM108 58H109V57H108ZM144 58H145V57H144ZM149 58H150V57H149ZM194 58H195V57H194ZM213 58L215 59V57H213ZM213 58H212V59H213ZM14 59H15V58H14ZM19 59H20V57H19ZM21 59H22V58H21ZM66 59H67V58H66ZM139 59H140V58H139ZM154 59H155V58H154ZM166 59H168V57H167ZM166 59H165V60H166ZM176 59H177V58H176ZM176 59H175V60H176ZM187 59H188V58H187ZM212 59H210V61H211ZM262 59H263V58H262ZM95 60H96V59H95ZM136 60H137V59H136ZM136 60H135V61H136ZM158 60H159V59H158ZM180 60H181V59H180ZM188 60H190V59H188ZM191 60H192V59H191ZM195 60H196V59H195ZM222 60H223V59H222ZM1 61H2V60H1ZM8 61H9V60H8ZM171 61H173V60L171 59ZM185 61H186V60H185ZM212 61H213V60H212ZM217 61H218V60H217ZM4 62H5V60H4ZM10 62H11V61H10ZM52 62H53V61H52ZM72 62H73V61H72ZM74 62H75V61H74ZM152 62H153V61H152ZM178 62H179V61H178ZM225 62H226V61H225ZM235 62H236V61H235ZM243 62H244V61H243ZM7 63H9V62H7ZM21 63H22V62H21ZM30 63H31V62H30ZM33 63H34V62H33ZM33 63H32V64H33ZM158 63H159V62H158ZM166 63H167V61H166ZM170 63H172V62H170ZM170 63H169V64H170ZM180 63H181V62H180ZM182 63H183V62H182ZM189 63H190V62H189ZM189 63H188V64H189ZM191 63H192V61H191ZM193 63H194V62H193ZM208 63H209V62H208ZM214 63H215V61H214ZM221 63H222V62H221ZM32 64H31V65H32ZM35 64H36V63H35ZM40 64H41V63H40ZM174 64H175V63H174ZM194 64H195V63H194ZM215 64H216V63H215ZM4 65H5V64H4ZM13 65H14V64H13ZM74 65H75V64H74ZM80 65H81V64H80ZM133 65H134V64H133ZM153 65H155V64H153ZM178 65H179V64H178ZM205 65H206V64H205ZM194 66H195V65H194ZM194 66H192V67H194ZM199 66H201V65H199ZM199 66H198V68H199ZM217 66H218V63H217ZM220 66H221V65H220ZM220 66H219V68H220ZM3 67H4V66H3ZM3 67H2V68H3ZM171 67H172V65H171ZM175 67H176V66H175ZM180 67H181V66H180ZM186 67H187V66H186ZM236 67H237V66H236ZM242 67H243V66H242ZM8 68H9V67H8ZM16 68H17V67H16ZM156 68H157V67H156ZM167 68H169V67H167ZM173 68H174V67H173ZM214 68H216L215 65H214ZM221 68H222V67H221ZM239 68H240V67H239ZM239 68H238V70H239ZM249 68H250V67H249ZM253 68H254V67H253ZM6 69H7V68H6ZM17 69H18V68H17ZM17 69H16V70H17ZM158 69H159V68H158ZM158 69H157V70H158ZM189 69L191 70V68H189ZM199 69H200V68H199ZM208 69H209V68H208ZM228 69H229V68H228ZM228 69H226V70H228ZM230 69H231V68H230ZM236 69H237V68H236ZM242 69H243V68H242ZM250 69H252V68H250ZM0 70H1V68H0ZM8 70H9V69H8ZM8 70H7V71H8ZM10 70H12V69H10ZM10 70H9L8 73H11ZM21 70H22V68H21ZM24 70H25V69H24ZM50 70H51V69H50ZM90 70H91V68H90ZM133 70H135V69H133ZM150 70H151V69H150ZM177 70H178V68H177ZM193 70H194V69H193ZM214 70H215V69H214ZM216 70H217V69H216ZM224 70H225V69H224ZM240 70H241V69H240ZM260 70H261V69H260ZM27 71H28V70H27ZM111 71H112V70H111ZM195 71H196V69L194 70V72H195ZM242 71H243V70H242ZM244 71H245V69H244ZM246 71H248V69H247ZM251 71H254V70H251ZM255 71H256V70H255ZM258 71H259V70H258ZM13 72H14V71H13ZM13 72H12V73H13ZM17 72H18V71H17ZM24 72H26V71H24ZM24 72H22V73H24ZM31 72H32V71H31ZM42 72H43V71H42ZM58 72H59V71H58ZM173 72H174V71H173ZM200 72H201V71H200ZM216 72H218V71H216ZM230 72H231V71H230ZM238 72H239V71H238ZM6 73H7V72H6ZM14 73H15V72H14ZM19 73H20V72H19ZM36 73H37V72H36ZM40 73H41V72H40ZM129 73H130V72H129ZM174 73H175V72H174ZM181 73H183V72H181ZM190 73H191V72H190ZM198 73H199V72H198ZM235 73H237V72H235ZM235 73H234V74H235ZM245 73H246V72H244V75H245ZM254 73H255V72H254ZM259 73H260V71H259ZM0 74H1V73H0ZM4 74H5V73H4ZM33 74H34V73H33ZM45 74H46V73H45ZM80 74H81V73H80ZM201 74H202V73H201ZM210 74H211V73H209V76H210ZM212 74H213V73H212ZM218 74H219V73H218ZM223 74H224V73H223ZM227 74H228V73H227ZM229 74H230V73H229ZM246 74H247V73H246ZM248 74H250V72H249ZM257 74H258V73H257ZM21 75H22V74H21ZM30 75H31V74H30ZM30 75H29V76H30ZM43 75H44V74H43ZM144 75H145V74H144ZM166 75H167V74H166ZM180 75H181V74H180ZM182 75H183V74H182ZM192 75H193V74H192ZM250 75H251V74H250ZM12 76H14V75H12ZM12 76H11V78H12ZM19 76H20V75H19ZM25 76H28V75H25ZM128 76H129V75H128ZM177 76H178V75H177ZM212 76H213V75H212ZM220 76H221V75H220ZM233 76H234V75H233ZM237 76H238V75H237ZM261 76H262V75H261ZM61 77H62V74H61ZM66 77H68V76H66ZM121 77H122V76H121ZM229 77H230V76H229ZM251 77H252V76H251ZM255 77H256V76H255ZM259 77H260V76H259ZM8 78H9V77H8ZM14 78H15V76H14ZM28 78H29V77H28ZM33 78H34V77H33ZM44 78H45V77H44ZM53 78H54V77H53ZM62 78H63V77H62ZM88 78H89V77H88ZM113 78H114V77H113ZM190 78H191V77H190ZM217 78H218V77H217ZM220 78H222V76H221ZM236 78H237V77H236ZM2 79H3V78H2ZM4 79H5V77H4ZM18 79H19V77H18ZM21 79H22V78H21ZM60 79H61V78H60ZM225 79H226V78H225ZM242 79H243V78H242ZM242 79H241V81H242ZM10 80H11V79H10ZM12 80L15 81L14 79H12ZM32 80H33V79H32ZM48 80H49V79H48ZM55 80H56V79H55ZM72 80H73V79H72ZM236 80H237V79H236ZM259 80H260V79H259ZM29 81H31V80L29 79ZM33 81H34V80H33ZM70 81H71V80H70ZM149 81H150V79H149ZM174 81H175V80H174ZM195 81H196V80H195ZM198 81H199V80H198ZM226 81H228V80H226ZM231 81H232V80H231ZM241 81H240V82H241ZM251 81H252V80H251ZM0 82H1V81H0ZM2 82H3V81H2ZM2 82H1V83H2ZM20 82H22V81H20ZM20 82L18 81V84H19ZM53 82H55V81H53ZM57 82H58V81H57ZM57 82H56V83H57ZM65 82H66V81H65ZM104 82H105V81H104ZM205 82H206V81H205ZM228 82H230V80H229ZM235 82H236V81H235ZM249 82H250V81H249ZM263 82H264V81H263ZM1 83H0V84H1ZM4 83H5V82H4ZM4 83H3V84H4ZM7 83H8V82H7ZM16 83H17V82H16ZM71 83H73V82L71 81ZM71 83H70V85H71ZM174 83H175V82H174ZM182 83H183V82H182ZM242 83H243V82H242ZM245 83H246V81H245ZM247 83H248V82H247ZM257 83H258V82H257ZM5 84H6V83H5ZM9 84H10V83H9ZM46 84H47V81H46ZM53 84H55V83H53ZM57 84L59 85V82H58ZM57 84H56V85H57ZM62 84H63V83H62ZM67 84H69V83H67ZM207 84H208V82H207ZM227 84H228V83H227ZM229 84H230V83H229ZM235 84H236V83H235ZM235 84H234V87H235ZM254 84H255V83H254ZM1 85H2V84H1ZM11 85H12V84H11ZM19 85H20V84H19ZM42 85H43V83H42ZM44 85H45V83H44ZM47 85H48V84H47ZM99 85H100V84H99ZM219 85H220V84H219ZM222 85H223V84H222ZM240 85H241V83H240ZM242 85H243V84H242ZM14 86H15V85H14ZM51 86H52V85H51ZM53 86H54V85H53ZM205 86H206V85H205ZM236 86H237V85H236ZM244 86H245V85H244ZM7 87H8V86H7ZM15 87H17V86H15ZM18 87H19V86H18ZM42 87H43V86H42ZM61 87H62V85H61ZM63 87H65V86H63ZM66 87H67V86H66ZM72 87H73V86H72ZM221 87H222V86H221ZM225 87H226V86H225ZM227 87H228V86H227ZM234 87H233V88H234ZM255 87H256V86H255ZM4 88H5V86H4ZM4 88H2V89H4ZM56 88H57V87H56ZM56 88H54V89H56ZM67 88H68V87H67ZM207 88H208V87H207ZM246 88H247V87H246ZM253 88H254V87H253ZM253 88H252V89H253ZM12 89H13V91H14V88H13V87H12ZM12 89H11V90H12ZM52 89H53V88H52ZM70 89H71V88H70ZM138 89H139V88H138ZM144 89H145V88H144ZM223 89H224V87H223ZM237 89H238V88H237ZM241 89H242V88H241ZM244 89H245V88H244ZM252 89H251V90H252ZM23 90H25V89H22V91H23ZM48 90H49V88H48ZM73 90H74V89H73ZM86 90H88V89H86ZM127 90H128V89H127ZM199 90H200V89H199ZM217 90H218V89H217ZM229 90H230V89H229ZM231 90H232V89H231ZM246 90H247V89H246ZM3 91H4V90H3ZM8 91H9V90H8ZM17 91H18V90H17ZM28 91H29V90H28ZM62 91L64 92V89H62ZM68 91H69V90H68ZM200 91H201V90H200ZM235 91H236V90H235ZM235 91H234V92H235ZM240 91H241V90H240ZM256 91H257V90H256ZM258 91H259V90H258ZM47 92H48V91H47ZM50 92H51V91H50ZM50 92H49V93H50ZM52 92H53V91H52ZM52 92H51V93H52ZM65 92H66V91H65ZM82 92H83V91H82ZM88 92H89V91H88ZM140 92H141V91H140ZM222 92H223V91H222ZM229 92H232V91H229ZM243 92H244V91H243ZM249 92H250V91H249ZM6 93H7V92H6ZM14 93H15V92H14ZM24 93H25V92H24ZM26 93H27V92H26ZM76 93H77V91H76ZM85 93H87V92H85ZM108 93H109V92H108ZM121 93H122V91H121ZM255 93H256V92H255ZM262 93H263V92H262ZM19 94H20V93H18V95H19ZM28 94L30 95V93H28ZM57 94H58V93H57ZM69 94H70V93H69ZM79 94H80V93H79ZM79 94H78V95H79ZM89 94H90V93H89ZM219 94H220V92H219ZM219 94H218V95H219ZM239 94H240V93H239ZM248 94H249V93H248ZM18 95H17V96H18ZM31 95H32V94H31ZM31 95H30V96H31ZM50 95H51V94H50ZM67 95H68V94H67ZM76 95H77V94H76ZM82 95H84V94H82ZM85 95H86V94H85ZM90 95H91V94H90ZM93 95H94V94H93ZM93 95H92V97H93ZM106 95H107V94H106ZM106 95H104V96H106ZM117 95H118V94H117ZM119 95H120V94H119ZM137 95H138V94H137ZM245 95H246V94H245ZM26 96H27V95H26ZM30 96H27V97H30ZM32 96H33V95H32ZM35 96H36V95H35ZM47 96H48V95H47ZM51 96H52V95H51ZM63 96H64V94H63ZM70 96H71V94H70ZM97 96H98V95H97ZM100 96H101V95H100ZM102 96H103V95H102ZM216 96H217V95H216ZM259 96H260V95H259ZM2 97H3V96H2ZM12 97H13V96H12ZM59 97H60V96H59ZM59 97H58V98H59ZM61 97H62V96H61ZM84 97H85V96H84ZM110 97H111V96H110ZM114 97H115V95H114ZM227 97H228V96H227ZM227 97H226V98H227ZM242 97H243V96H242ZM263 97H264V96H263ZM263 97H262L261 99H263ZM4 98H5V96H4ZM6 98H7V96H6ZM23 98H24V97H23ZM31 98H32V97H31ZM56 98H57V95H56ZM56 98H55V99H56ZM96 98H97V97H96ZM96 98H95V99H96ZM105 98H106V97H105ZM115 98H116V97H115ZM125 98H126V97H125ZM229 98H230V97H229ZM2 99H3V98H2ZM2 99H1V100H2ZM14 99H15V98H14ZM29 99H30V98H29ZM41 99H42V98H41ZM65 99H66V97H65ZM72 99H73V97H72ZM72 99H71V100H72ZM84 99H85V98H84ZM99 99H101V98H99ZM109 99H110V98H109ZM120 99H121V97H120ZM196 99H197V98H196ZM208 99H209V98H208ZM213 99H214V98H213ZM254 99H255V98H254ZM4 100H6V99H4ZM12 100H13V98H12ZM16 100H17V99H16ZM22 100H23V99H22ZM85 100H87V99H85ZM91 100H92V99H90V101H91ZM97 100H98V99H97ZM115 100H116V99H115ZM118 100H119V99H118ZM219 100H220V99H219ZM222 100H223V99H222ZM228 100H229V99H228ZM244 100H245V99H244ZM246 100H247V99H246ZM19 101H20V100H19ZM19 101H18V103H19ZM44 101H46V103H47L48 100H42L43 103H44ZM72 101H74V100H72ZM76 101H77V99H76ZM88 101H89V100H88ZM113 101H114V100H113ZM140 101H141V100H140ZM152 101H153V100H152ZM225 101H226V100H225ZM0 102H1V101H0ZM2 102L4 103V101H2ZM5 102H6V101H5ZM9 102H10V101H9ZM50 102H51V101H50ZM65 102H66V101H65ZM65 102H64V103H65ZM80 102H81V101H80ZM83 102H85V101H83ZM219 102H220V101H219ZM12 103H13V102H12ZM15 103H16V101H15ZM40 103H41V102H40ZM40 103H39V104H40ZM46 103H45V105L47 106ZM64 103H63V104H64ZM76 103H78V102H76ZM86 103H87V102H86ZM86 103H85V104H86ZM108 103H109V102H108ZM154 103H155V102H154ZM200 103H201V102H200ZM206 103H207V102H206ZM242 103H243V102H242ZM249 103H250V102H249ZM251 103H252V102H251ZM257 103H258V102H257ZM260 103H261V102H260ZM263 103H264V102H263ZM9 104H10V103H9ZM36 104H37V103H36ZM49 104H50V103H49ZM51 104H52V102H51ZM73 104H74V103H73ZM81 104H82V103H81ZM81 104H80V106H81ZM88 104L90 105V103H88ZM101 104H102V103H101ZM101 104H99V105H101ZM104 104H105V103H104ZM104 104H103V105H104ZM110 104H111V103H110ZM151 104H152V103H151ZM155 104H156V103H155ZM0 105H1V104H0ZM12 105H13V104H12ZM23 105H24V104H23ZM23 105H22V106H23ZM34 105H35V104H34ZM40 105H42V104H40ZM54 105H55V103H54ZM60 105H61V104H60ZM69 105H70V104H69ZM69 105H68V106H69ZM71 105H72V104H71ZM76 105H77V104H76ZM95 105H97V104H95ZM107 105H109V104H107ZM113 105H114V104H113ZM118 105H119V104H118ZM161 105H162V104H161ZM221 105H222V104H221ZM22 106H21V107H22ZM29 106H30V105H29ZM37 106H38V105H37ZM55 106H56V105H55ZM55 106H54L53 108H55ZM57 106H58V105H57ZM62 106H63V105H62ZM87 106H88V105H87ZM97 106H98V105H97ZM105 106H106V104H105ZM114 106H115V105H114ZM138 106H139V105H138ZM151 106H152V105H151ZM257 106H258V105H257ZM263 106H264V105H263ZM1 107H2V106H1ZM11 107H12V106H11ZM78 107H79V106H78ZM78 107H77V108H78ZM89 107H90V106H89ZM101 107H102V109H103V106H101ZM101 107L99 106V109H100ZM108 107H109V106H108ZM120 107H121V106H120ZM122 107H123V105H122ZM34 108H35V107H34ZM45 108H47V107H45ZM51 108H52V107H51ZM51 108H50V109H51ZM83 108L85 109V107H83ZM83 108H82V109H83ZM90 108H91V107H90ZM104 108H105V107H104ZM113 108L116 109V107H113ZM118 108H119V107H118ZM145 108H146V107H145ZM155 108H156V107H155ZM158 108H159V107H158ZM205 108H206V107H205ZM238 108H239V107H238ZM243 108H244V107H243ZM261 108H262V107H261ZM16 109H17V108H16ZM37 109H38V107H37ZM39 109H40V108H39ZM65 109H66V108H65ZM86 109H87V107H86ZM109 109H110V108H109ZM115 109H113V111H114ZM140 109H141V108H140ZM156 109H157V108H156ZM159 109H160V108H159ZM159 109H158V111H159ZM241 109H242V108H241ZM241 109H240V110H241ZM263 109H264V108H263ZM0 110H1V109H0ZM28 110H29V109H28ZM35 110H36V109H35ZM54 110H57V109H54ZM59 110H61V107H60ZM78 110H79V109H78ZM94 110H95V109H94ZM96 110H97V109H96ZM106 110H107V109H106ZM120 110H121V109H120ZM126 110H127V109H126ZM130 110H132V109H130ZM142 110H143V109H142ZM206 110H207V108H206ZM230 110H231V109H230ZM237 110H238V109H237ZM240 110H239V111H240ZM254 110H255V107H254ZM254 110H253V111H254ZM17 111H18V110H17ZM51 111H52V110H51ZM65 111H66V110H65ZM80 111H81V110H80ZM84 111H85V110H84ZM108 111H109V110H108ZM118 111H119V110H118ZM121 111H122V110H121ZM148 111H149V110H148ZM161 111H162V110H161ZM165 111H167V110L165 109ZM209 111H210V110H209ZM219 111H220V110H219ZM235 111H236V110H235ZM239 111H237L236 113H238ZM6 112H7V109H6ZM18 112L21 113V112H23V111H18ZM25 112H26V111H25ZM30 112H31V111H30ZM33 112H34V110H33ZM46 112H47V110H46ZM57 112H58V111H57ZM57 112H56V113H57ZM67 112H68V109H67ZM73 112H74V109H73ZM73 112H71V113L73 114ZM75 112H76V111H75ZM92 112H94V111L92 110ZM95 112H96V111H95ZM116 112H117V111H116ZM127 112H128V111H127ZM134 112H135V111H134ZM140 112H141V111H140ZM168 112H169V110H168ZM240 112H241V111H240ZM251 112H252V111H251ZM13 113H16V112H12V114H13ZM20 113H18V115H21ZM31 113H32V112H31ZM58 113H59V112H58ZM61 113H62V112H61ZM65 113H66V112H65ZM118 113H119V112H118ZM124 113H126V112L124 111ZM124 113H123V114H124ZM142 113H143V111H142ZM146 113H147V112H146ZM152 113H153V112H152ZM169 113H170V112H169ZM169 113H168V114H169ZM200 113H201V111H200ZM208 113H209V112H208ZM208 113H207V114H208ZM212 113H213V112H212ZM226 113H227V112H226ZM241 113H242V112H241ZM6 114H8V113H6ZM6 114H5V115H6ZM62 114H63V113H62ZM72 114H71V117H70V118H72ZM81 114H82V113H81ZM83 114H84V113H83ZM85 114H86V113H85ZM90 114H91V113H90ZM95 114H96V113H95ZM134 114H135V113H134ZM140 114H141V113H140ZM149 114H150V116H151V113H149ZM157 114H158V113H157ZM220 114H221V113H220ZM222 114H223V113H222ZM228 114H229V113H228ZM253 114H254V113H253ZM5 115H3V116L5 117ZM56 115H57V114H56ZM64 115H65V114H64ZM87 115H88V113H87ZM101 115H102V113H101ZM106 115H108V114H106ZM138 115H139V113H138ZM138 115H137V116H138ZM143 115H144V114H143ZM152 115H153V114H152ZM245 115H246V114H245ZM24 116H25V115H24ZM29 116H30V114H29ZM37 116H39L38 113H37V115H36V118H37ZM47 116H48V115H47ZM50 116H51V114H50ZM73 116H74V115H73ZM94 116H95V115H94ZM99 116H100V115H99ZM122 116H123V115H122ZM6 117H7V115H6ZM19 117H20V116H19ZM56 117H57V116H56ZM56 117L54 116V117L51 118V119H54V118H56ZM63 117H64V116H63ZM90 117H91V116H90ZM103 117H104V116H103ZM111 117H112V116H111ZM128 117H129V116H128ZM131 117H133V116H131ZM222 117H223V116H222ZM228 117H229V116H228ZM12 118H13V117H12ZM24 118H25V117H24ZM64 118H65V117H64ZM64 118H63V119H64ZM84 118H85V117H84ZM96 118H97V116H96ZM100 118H102V117H100ZM108 118H109V117H108ZM113 118H114V117H113ZM123 118H124V117H123ZM144 118H146V117H144ZM144 118H143V119H144ZM147 118H148V117H147ZM169 118H170V117H169ZM209 118H210V117H209ZM217 118H218V116H217ZM234 118H236V116H235ZM239 118H240V117H239ZM21 119H22V118H21ZM21 119H20V120H21ZM25 119H26V118H25ZM27 119H28V118H27ZM44 119H45V118H44ZM57 119H59V118H56V121H57ZM73 119H75V117H74ZM77 119H78V118H77ZM87 119H88V117H87L85 120H87ZM89 119H90V118H89ZM110 119H111V118H110ZM133 119H134V118H133ZM149 119H150V118H148V120H149ZM207 119H208V118H207ZM219 119H220V118H219ZM219 119H218V120H219ZM10 120H11V119H10ZM31 120H32V119H31ZM45 120H49V119H45ZM61 120H62V119H61ZM67 120H68V118H67ZM75 120H76V119H75ZM101 120H102V119H101ZM103 120H105V119H103ZM103 120H102V121H103ZM114 120H115V119H114ZM120 120H123V119L120 118ZM130 120H131V119H130ZM139 120H140V119H139ZM151 120H152V118H151ZM157 120H158V119H157ZM169 120H170V119H169ZM199 120H200V119H199ZM201 120H202V119H201ZM213 120H214V119H213ZM224 120H226V119H224ZM224 120H223V121H224ZM244 120H245V119H244ZM256 120H257V119H256ZM3 121H4V120H3ZM17 121H18V120H17ZM22 121H23V120H22ZM40 121H41V120H40ZM43 121H44V120H43ZM70 121H71V120H70ZM73 121H74V120H73ZM73 121H72V122H73ZM78 121H79V120H78ZM78 121H76V123H77ZM80 121H81V120H80ZM83 121H84V120H82V122H83ZM87 121H90V120H87ZM87 121H86V122H87ZM133 121H134V120H133ZM142 121H143V120H142ZM196 121H197V120H196ZM202 121H203V120H202ZM220 121H221V120H220ZM223 121H222V122H223ZM232 121H233V120H232ZM20 122H21V121H20ZM29 122H31V121H29ZM36 122H38V119L36 120ZM58 122H59V121H58ZM60 122H61V121H60ZM64 122H65V120H64ZM66 122H67V121H66ZM112 122H113V120H112ZM149 122H150V121H149ZM149 122H148V123H149ZM215 122H216V121H215ZM249 122H250V121H249ZM2 123H3V122H2ZM11 123H12V122H11ZM47 123H48V122H47ZM67 123H68V122H67ZM76 123H75V124H76ZM78 123H79V122H78ZM78 123H77V124H78ZM91 123H93V122H91ZM96 123H97V122H96ZM104 123H105V121H104ZM107 123H108V122H107ZM122 123H123V121H122ZM122 123H121V124H122ZM125 123H126V122H125ZM134 123H135V122H134ZM142 123H143V122H142ZM145 123H146V122H145ZM195 123H196V122H195ZM198 123H199V122H198ZM203 123H204V122H203ZM206 123H207V122H206ZM220 123H221V122H220ZM237 123H239V122H237ZM241 123H242V122H241ZM241 123H240V124H241ZM262 123H263V122H262ZM18 124H19V123H18ZM37 124H38V123H37ZM41 124H42V123H41ZM44 124H45V123H44ZM49 124H52V123H49ZM58 124H59V123H58ZM61 124H62V123H61ZM64 124H65V123H64ZM70 124H71V122H70ZM75 124H74V125H75ZM79 124H81V123H79ZM98 124H100V123H98ZM98 124H97V126H98ZM102 124H103V123H102ZM137 124H138V122H137ZM146 124H147V123H146ZM209 124H210V123H209ZM224 124H225V123H224ZM224 124H222V126H223ZM246 124H247V123H246ZM11 125H12V124H11ZM11 125H8V126H11ZM55 125H56V124H55ZM55 125H54V127H55ZM65 125H66V124H65ZM71 125H72V124H71ZM94 125H96V124H94ZM112 125H113V124H112ZM127 125H128V123H127ZM130 125H131V124H130ZM132 125H133V123H132ZM142 125H143V124H142ZM152 125H153V124H152ZM157 125H158V124H157ZM172 125H173V124H172ZM220 125H221V124H220ZM5 126H6V124H5ZM38 126L40 127V125H38ZM43 126H44V125H43ZM67 126H68V125H67ZM69 126H70V125H69ZM97 126H96V127H97ZM99 126H100V125H99ZM115 126H116V125H115ZM123 126H125V125H123ZM123 126H122V127H123ZM133 126H134V125H133ZM215 126H216V125H215ZM258 126H259V125H258ZM24 127H25V126H24ZM44 127H45V126H44ZM44 127H43V128H44ZM54 127H52V129H53ZM62 127H63V126H62ZM62 127H61V128H62ZM70 127H71V126H70ZM76 127H77V126H76ZM92 127H93V126H92ZM96 127H95V128H96ZM106 127H107V126H106ZM106 127H105V128H106ZM116 127H117V126H116ZM120 127H121V126H120ZM148 127H149V126H148ZM151 127H152V126H151ZM156 127H157V126H156ZM171 127H172V126H171ZM177 127H178V125H177ZM224 127H225V126H224ZM224 127H223V128H224ZM231 127H232V125H231ZM235 127H237V126H235ZM235 127H234V128H235ZM253 127H254V126H253ZM4 128H5V127H4ZM43 128H42V129H43ZM45 128H46V127H45ZM49 128H50V127H49ZM74 128H75V127H74ZM74 128H73V129H74ZM77 128H78V127H77ZM81 128H82V127H80V129H81ZM99 128H100V127H99ZM111 128H112V127H111ZM185 128H186V127H185ZM204 128H205V127H204ZM0 129H2V128H0ZM22 129H24V131H25V128H22ZM40 129H41V127H40ZM54 129H56V128H54ZM54 129H53V130H54ZM62 129H63V128H62ZM62 129H61V130H62ZM66 129H67V128H66ZM71 129H72V128H71ZM73 129H72V130H73ZM108 129H109V126H108ZM132 129H133V128H132ZM142 129H143V128H142ZM151 129H152V128H151ZM155 129H156V128H155ZM155 129H153L152 131H154ZM177 129H178V128H177ZM179 129H180V128H179ZM181 129H182V128H181ZM220 129H221V128H220ZM240 129H241V128H240ZM9 130H10V132H11V129H9ZM20 130H21V129H20ZM35 130H36V129H35ZM74 130H75V129H74ZM74 130H73V132H74ZM76 130H77V129H76ZM84 130H85V129H84ZM86 130H87V128H86ZM93 130H94V129H93ZM93 130H92V131H93ZM95 130H96V129H95ZM102 130H103V129H102ZM102 130H101V132H103ZM106 130H107V129H106ZM110 130H111V129H110ZM112 130H113V129H112ZM126 130H128V129H126ZM137 130H139V129H137ZM140 130H141V129H140ZM147 130H148V129H147ZM174 130H176V129H174ZM226 130H227V129H226ZM252 130H253V129H252ZM260 130H261V129H260ZM5 131H6V130H5ZM7 131H8V130H7ZM27 131H28V130H27ZM47 131H48V130H47ZM47 131H46V132H47ZM62 131H63V130H62ZM62 131H61V134H60L61 136H62ZM68 131H69V130H68ZM88 131H89V130H88ZM107 131H108V130H107ZM119 131H120V130H119ZM124 131H125V130H124ZM157 131H158V130H157ZM189 131H190V130H189ZM209 131H210V129H209ZM215 131H216V130H215ZM223 131H225V130L222 129V132H223ZM38 132H39V131H38ZM49 132H50V131H49ZM58 132H59V130H58ZM73 132H72V133H73ZM79 132H80V131H79ZM81 132H82V131H81ZM86 132H87V131H86ZM116 132H117V130H116ZM131 132H132V131H131ZM131 132H130L129 134H131ZM134 132H135V131H134ZM138 132L140 133V131H138ZM138 132H137V133H138ZM141 132H142V131H141ZM175 132H176V131H175ZM185 132H187V131H185ZM203 132H204V130H203ZM203 132H202V133H203ZM207 132H208V131H207ZM211 132H212V130H211ZM227 132H228V131H227ZM243 132H244V131H243ZM262 132H264V131H262ZM5 133H6V132H5ZM30 133H32V132H30ZM36 133H37V132H36ZM40 133H41V132H40ZM55 133H56V131H55ZM72 133H71V134H72ZM83 133H84V132H83ZM94 133H95V132H94ZM111 133H113V132H111ZM121 133H122V131H121ZM121 133H120V134H121ZM135 133H136V132H135ZM135 133H134V134H135ZM151 133H153V132H151ZM177 133H178V132H177ZM219 133H220V132H219ZM225 133H226V132H225ZM231 133H232V132H231ZM252 133H253V132H252ZM9 134H10V133H9ZM20 134H21V133H20ZM33 134H34V133H33ZM52 134H53V133H52ZM56 134H57V133H56ZM63 134H64V133H63ZM66 134H67V132H66ZM71 134H70V135H71ZM81 134H82V133H81ZM86 134H87V133H86ZM100 134H101V133H100ZM100 134L98 133L99 136H100ZM120 134L118 135V137L120 136ZM127 134H128V133H127ZM127 134H126V135L123 134V135H124V136H128ZM143 134H144V132H143ZM143 134H142V135H143ZM147 134H149V133H147ZM183 134H184V133H183ZM208 134H209V133H208ZM211 134H212V133H211ZM216 134H217V133H216ZM260 134H261V133H260ZM13 135H14V134H13ZM49 135H50V134H49ZM67 135H68V134H67ZM70 135H69V136H70ZM90 135H91V133H90ZM93 135H94V134H93ZM93 135H92V136H93ZM131 135H133V132H132ZM154 135H157V134H154ZM154 135H152V136H154ZM209 135H210V134H209ZM222 135H223V134H222ZM226 135H227V134H226ZM250 135H251V134H250ZM261 135H262V134H261ZM4 136H5V135H4ZM24 136H25V135H24ZM35 136H36V135H35ZM74 136L76 137V135H74ZM85 136H86V135H85ZM145 136H146V134H145ZM158 136H159V135H158ZM160 136H161V135H160ZM162 136H163V135H162ZM170 136H171V135H170ZM170 136H169V137H170ZM217 136H219V135H217ZM228 136H230V135H228ZM251 136H252V135H251ZM256 136H257V135H256ZM25 137H26V136H25ZM79 137H81V136H79ZM115 137H116V135H115ZM128 137H129V136H128ZM139 137H140V136H139ZM183 137H184V135H183ZM213 137H214V136H213ZM220 137H221V136H220ZM230 137H231V136H230ZM236 137H237V136H236ZM240 137H241V136H240ZM249 137H250V136H249ZM257 137H258V136H257ZM262 137H263V135H262ZM29 138H30V137H29ZM32 138H33V137H32ZM35 138L37 139V137H35ZM41 138H42V137H41ZM61 138H62V137H61ZM67 138H68V137H67ZM84 138H85V137H84ZM116 138H117V137H116ZM134 138H135V137H134ZM146 138H147V137H146ZM150 138H151V137H150ZM154 138H155V137H154ZM163 138H164V137H163ZM163 138H162V139H163ZM166 138H167V137H166ZM166 138H165V140H166ZM184 138H185V137H184ZM188 138H190V137H188ZM200 138H201V137H200ZM214 138H215V137H214ZM234 138H235V137H234ZM246 138H247V137H246ZM13 139H14V138H13ZM26 139H27V138H26ZM43 139H44V138H43ZM63 139H64V138H63ZM92 139H93V138H92ZM123 139H124V138H123ZM125 139H126V138H125ZM128 139H129V138H128ZM130 139H131V138H130ZM156 139H157V138H156ZM170 139H171V138H170ZM174 139H175V138H174ZM206 139H207V138H206ZM221 139H222V137H221ZM236 139H237V138H236ZM253 139H254V138H253ZM18 140H19V139H18ZM22 140H23V139H22ZM72 140H73V138H72ZM72 140H71V141H72ZM115 140H116V139H115ZM119 140H120V138H119ZM133 140H134V139H133ZM137 140H138V139H137ZM152 140H153V139H152ZM186 140H188V139H186ZM195 140H196V139H195ZM216 140H217V138H216ZM223 140H224V139H223ZM239 140H240V138H239ZM55 141H56V140H55ZM63 141H64V140H63ZM65 141H66V140H65ZM69 141H70V140H69ZM71 141H70V142H71ZM76 141H77V140H76ZM95 141H96V140H95ZM105 141H107V140H105ZM122 141H123V140H122ZM124 141H125V140H124ZM139 141H142V137H141V139H140ZM139 141H138V142H139ZM154 141H155V140H154ZM170 141H171V140H170ZM189 141H190V140H189ZM197 141H198V140H197ZM246 141H247V140H246ZM253 141H254V140H253ZM14 142H15V141H14ZM70 142H69V143H70ZM73 142H74V141H73ZM120 142H121V140H120ZM133 142H134V141H133ZM133 142H132V143H133ZM136 142H137V141H136ZM145 142L147 143V141H145ZM156 142H158V141H156ZM160 142L164 143L163 141H160ZM186 142H187V141H186ZM201 142H202V141H201ZM204 142H205V141H204ZM204 142H203V143H204ZM216 142H217V141H216ZM231 142H233V141H231ZM237 142H238V141H237ZM244 142H245V141H244ZM251 142H252V141H251ZM7 143H8V141H7ZM27 143H28V142H27ZM36 143H37V141H36ZM40 143H41V141H40ZM66 143H68V142L66 141ZM66 143H65V144H66ZM77 143H79V142H77ZM98 143H99V141H98ZM98 143H97V144H98ZM101 143H102V142H101ZM104 143H105V142H104ZM106 143H107V142H106ZM116 143H118V142H116ZM123 143H124V142H123ZM123 143H122V144H123ZM125 143H126V142H125ZM125 143H124V144H125ZM141 143H142V142H141ZM151 143H153V142H150V144H151ZM162 143H161V144H162ZM166 143H167V141H166ZM210 143H211V142H210ZM242 143H243V142H242ZM247 143H248V141H247ZM10 144H11V143H10ZM47 144H48V143H47ZM65 144H64V145H65ZM70 144H71V143H70ZM88 144H89V143H88ZM90 144H91V143H90ZM95 144H96V143H95ZM97 144H96V146H97ZM99 144H100V143H99ZM108 144H110V143H108ZM119 144H120V143H119ZM127 144L129 145V142H128ZM133 144H134V143H133ZM135 144L137 145L138 143H135ZM135 144H134V145H135ZM139 144H140V143H139ZM143 144H144V143H143ZM143 144H142V145H143ZM156 144H157V143H156ZM174 144H175V143H174ZM186 144H187V143H186ZM189 144H190V143H189ZM196 144H197V143H196ZM205 144H206V142H205ZM225 144H226V143H225ZM225 144H224V145H225ZM231 144H232V143H231ZM234 144H235V143H234ZM259 144H260V143H259ZM15 145H16V144H15ZM20 145H21V144H20ZM28 145H29V144H28ZM68 145H69V144H68ZM71 145H72V144H71ZM74 145H75V144H73L72 147H73ZM85 145H86V144H85ZM104 145H105V144H104ZM128 145H127V147H131V140H130V145H129V146H128ZM144 145H145V144H144ZM159 145H160V144H159ZM176 145H179V144H176ZM190 145H191V147H192V144H190ZM206 145H207V144H206ZM210 145H211V144H210ZM216 145H217V144H216ZM249 145H250V144H249ZM252 145H253V144H252ZM16 146H18V145H16ZM26 146H27V145H26ZM45 146H46V145H45ZM59 146H60V144H59ZM69 146H70V145H69ZM100 146H101V145H100ZM107 146H108V145H107ZM115 146H116V145H115ZM132 146H133V145H132ZM138 146L140 147L141 145H138ZM150 146H152V145H150ZM153 146H154V145H153ZM173 146H174V145H173ZM183 146H184V145H183ZM198 146H199V144H198ZM219 146H221V145H219ZM219 146H218V147H219ZM232 146H233V144H232ZM247 146H248V145H247ZM9 147H10V146H9ZM42 147H44V146L42 145ZM47 147H48V146H47ZM54 147H55V146H54ZM62 147H63V146H62ZM80 147H81V146H80ZM98 147H99V146H98ZM121 147H123V146H121ZM133 147H134V146H133ZM139 147H138V148H139ZM147 147H148V146H147ZM221 147H222V146H221ZM254 147H255V146H254ZM256 147H257V146H256ZM23 148H24V147H23ZM28 148H29V147H28ZM33 148H34V146H33ZM38 148H40V147H38ZM60 148H61V147H60ZM83 148H84V143H83ZM89 148H90V147H89ZM109 148H110V147H109ZM113 148H115V147H113ZM124 148H125V147H124ZM135 148H136V147H135ZM140 148H141V147H140ZM148 148H149V147H148ZM156 148H157V147H156ZM158 148H159V147H158ZM161 148H162V147H160V149H161ZM163 148H164V147H163ZM166 148H168V146H166ZM175 148H176V147H175ZM194 148H197V147H194ZM194 148H193V149H194ZM230 148H232L231 145H230ZM244 148H245V147H244ZM258 148H259V147H258ZM18 149H19V148H18ZM31 149H32V148H31ZM34 149H36V147H35ZM45 149H46V148H45ZM63 149H64V148H63ZM90 149H91V148H90ZM120 149H121V148H120ZM122 149H123V148H122ZM126 149H127V148H126ZM131 149H132V148H131ZM133 149H134V148H133ZM170 149H171V148H170ZM189 149L191 150V148H189ZM189 149H188V147H187L186 150L189 151ZM212 149H213V148H212ZM219 149H220V148H219ZM221 149H222V148H221ZM236 149H237V148H236ZM241 149H242V147H241ZM255 149H256V148H255ZM255 149H253V150H255ZM4 150H5V148H4L2 151H4ZM15 150H16V149H15ZM22 150H23V149H22ZM28 150H29V149H28ZM67 150H68V149H67ZM100 150H101V148H100ZM113 150H114V149H113ZM117 150H118V148H117ZM138 150H139V149H138ZM141 150H143V149H141ZM166 150L168 151V149H166ZM216 150H217V149H216ZM222 150H223V149H222ZM227 150H228V149H226V151H227ZM233 150H234V148H233ZM260 150H261V149H260ZM2 151H1V152H2ZM12 151H13V150H12ZM35 151H36V150H35ZM39 151H40V150H39ZM45 151H46V150H45ZM49 151H50V150H49ZM90 151H91V150H90ZM92 151H94V150H92ZM92 151H91V152H92ZM108 151H109V150H108ZM123 151H124V150H123ZM155 151H156V150H155ZM163 151H164V149H163ZM172 151H173V150H172ZM174 151H175V150H174ZM174 151H173V153H174ZM191 151H192V150H191ZM214 151H215V150H214ZM231 151H232V150H231ZM262 151H263V150H262ZM25 152H26V150H25ZM27 152H28V151H27ZM29 152H30V151H29ZM41 152H42V151H41ZM59 152H60V151H59ZM83 152H84V151H83ZM103 152H104V151H103ZM105 152H106V151H105ZM137 152H138V151H137ZM141 152H142V151H141ZM144 152H145V151H144ZM150 152H151V151H150ZM152 152H153V151H152ZM158 152H159V150H158ZM170 152H171V151H170ZM211 152H212V151H211ZM220 152H221V151H220ZM223 152H224V151H223ZM227 152H228V151H227ZM247 152H248V151H247ZM247 152H245V153H247ZM2 153H3V152H2ZM9 153H10V151H9ZM11 153H12V152H11ZM13 153H14V152H13ZM19 153H21V151H20ZM34 153H35V152H34ZM44 153H45V152H44ZM86 153H87V152H86ZM89 153H90V152H89ZM109 153H110V152H109ZM129 153H131V152H129ZM160 153H161V152H160ZM162 153H164V152H162ZM162 153H161V154H162ZM165 153L167 154V152H165ZM188 153H189V152H188ZM193 153H194V152H193ZM207 153H208V152H207ZM212 153H213V152H212ZM248 153H249V152H248ZM15 154H17L16 151H15L14 155H15ZM24 154H25V153H24ZM84 154H85V153H84ZM92 154H93V153H92ZM99 154H100V152H99ZM113 154H114V153H113ZM121 154H123V152H121ZM121 154H120V155H121ZM139 154H140V153H139ZM141 154H142V153H141ZM143 154H144V153H143ZM143 154H142V155H143ZM146 154H147V152H146ZM154 154H155V156H156V153H154ZM161 154H159V155H161ZM176 154H177V153H176ZM251 154H252V152H251ZM261 154H262V153H261ZM261 154H260V155H261ZM7 155H8V154H7ZM7 155H6V156H7ZM36 155H37V154H36ZM38 155H39V154H38ZM73 155H74V154H73ZM96 155H97V154H96ZM102 155H103V154H102ZM111 155H112V154H111ZM126 155L129 156L128 154H126ZM126 155H125V156H126ZM130 155H131V154H130ZM207 155H209V154H207ZM217 155H218V154H217ZM222 155H223V154H222ZM232 155H233V154H232ZM263 155H264V153H263ZM3 156H4V155H3ZM3 156H2V157H3ZM34 156H35V155H34ZM75 156H76V154H75ZM77 156H78V155H77ZM80 156H81V155H80ZM90 156H91V155H90ZM118 156H119V155H118ZM138 156H139V155H138ZM152 156H153V155H151V157H152ZM157 156H158V155H157ZM157 156H156V157H157ZM163 156H164V155H163ZM171 156H173V155L171 154ZM174 156H175V154H174ZM180 156H181V155H180ZM186 156H187V155H186ZM188 156H189V155H188ZM190 156H191V155H190ZM190 156H189V157H190ZM202 156H203V155H202ZM211 156H212V155H211ZM248 156H249V154H248ZM8 157H10V156H8ZM30 157H31V156H30ZM32 157H33V156H32ZM72 157H73V156H72ZM92 157H93V156H92ZM92 157H91V158H92ZM95 157H96V156H95ZM97 157H99V156H97ZM100 157H101V156H100ZM110 157H111V156H110ZM114 157H116V156H114ZM123 157H124V156H123ZM153 157H154V156H153ZM175 157H176V156H175ZM183 157H184V155H183ZM192 157H193V154H192ZM194 157H195V156H194ZM223 157H224V156H223ZM242 157H243V156H242ZM253 157H254V156H253ZM263 157H264V156H263ZM46 158H47V157H46ZM64 158H65V157H64ZM76 158H77V157H76ZM85 158H86V157H85ZM88 158H90V157H88ZM124 158H126V157H124ZM127 158H128V157H127ZM139 158H140V157H139ZM143 158H144V157H143ZM159 158H160V157H159ZM246 158H247V157H246ZM251 158H252V157H251ZM7 159H8V158H7ZM11 159H12V157H11ZM74 159H75V158H74ZM98 159L100 160V158H98ZM121 159H123V158H121ZM145 159H146V158H145ZM153 159H155V158H153ZM153 159H152V160H153ZM156 159H158V157H157ZM171 159H172V158H171ZM176 159H177V160H176ZM176 159H175L176 161H179V160H178L179 157H178V158L176 157ZM180 159H181V158H180ZM221 159H222V158H221ZM227 159H228V158H227ZM235 159H236V158H235ZM242 159H244V158H242ZM2 160H3V159H2ZM42 160H43V159H42ZM60 160H61V158H60ZM77 160H78V159H77ZM89 160H90V159H89ZM102 160H103V159H102ZM102 160H101V161H102ZM110 160H111V159H110ZM112 160H113V159H112ZM119 160H120V159H119ZM123 160H124V159H123ZM125 160H127V159H125ZM128 160H129V159H128ZM143 160H144V159H143ZM161 160H162V158H160L159 162H158L157 160H155V161H157V163H160V162H162ZM173 160H174V159H173ZM175 160H174V161H175ZM194 160H195V159H194ZM197 160H199V159H197ZM197 160H196V161H197ZM202 160H203V159H202ZM214 160H215V158H214ZM217 160H218V159H217ZM49 161H50V160H49ZM51 161H52V160H51ZM53 161H54V160H53ZM53 161H52V162H53ZM72 161H73V160H72ZM78 161H79V160H78ZM78 161H77V162H78ZM133 161H134V160H133ZM145 161H146V160H145ZM148 161H149V160H148ZM176 161H175L174 163H176ZM182 161H183V160H182ZM184 161H186V160L184 159ZM208 161H209V160H208ZM219 161H220V160H219ZM244 161H245V160H244ZM16 162H17V161H16ZM31 162H32V160H31ZM33 162H34V161H33ZM42 162H44V161H42ZM56 162H57V161H56ZM61 162H62V161H61ZM69 162H71V161H69ZM77 162H76V163H77ZM93 162H94V161H93ZM93 162H92V163H93ZM111 162H112V161H111ZM114 162H116V161H114ZM114 162H113V164H114ZM125 162H126V161H125ZM135 162H137V161H135ZM143 162H144V161H143ZM143 162H142V163H143ZM164 162H165V161H163V164H164ZM179 162H180V161H179ZM248 162H249V161H248ZM5 163H6V162H5ZM10 163H11V162H10ZM27 163H28V162H27ZM34 163H35V162H34ZM37 163H38V162H37ZM37 163H35V164H37ZM49 163H50V162H49ZM62 163H63V162H62ZM86 163H87V162H86ZM90 163H91V162H90ZM103 163H104V162H103ZM149 163H150V162H149ZM151 163H155V162H151ZM166 163H168V161H167ZM166 163H165V164H166ZM180 163H181V162H180ZM206 163H207V162H206ZM208 163H209V162H208ZM214 163L216 164L215 161H214ZM219 163H220V162H219ZM239 163H240V162H239ZM252 163H253V162H252ZM82 164H83V163H82ZM94 164H95V163H94ZM94 164H93V165H94ZM101 164H102V163H100V165H101ZM104 164H105V163H104ZM117 164H118V163H117ZM133 164L136 165V163H133ZM184 164H185V163H184ZM186 164H187V163H186ZM186 164H185V165H186ZM192 164H193V163H192ZM221 164H222V163H221ZM231 164H232V163H230V165H231ZM3 165H4V164H3ZM10 165H11V164H10ZM25 165H26V164H25ZM37 165H38V164H37ZM58 165H59V164H58ZM68 165L71 166V164H68ZM77 165H78V164H77ZM77 165H76V166H77ZM91 165H92V164H91ZM108 165H109V164H108ZM118 165H120V164H118ZM121 165H122V163H121ZM137 165H138V164H137ZM157 165H158L159 167L161 166V165H159V164H157ZM170 165H171V160H170ZM179 165H182V166H183V164H179ZM179 165H178V166H179ZM189 165H190V164H189ZM200 165H201V164H200ZM240 165H241V164H240ZM245 165H246V164H245ZM26 166H27V165H26ZM34 166H35V165H34ZM45 166H46V165H45ZM51 166H52V165H51ZM53 166H54V164H53ZM65 166H66V165H65ZM78 166H79V165H78ZM96 166H97V165L95 164V167H96ZM115 166H116V165H115ZM142 166H144V165H142ZM149 166H150V165H149ZM149 166H148V168H149ZM152 166H153V165H152ZM162 166H163V165H162ZM166 166H167V165H166ZM175 166H177V165H175ZM182 166H181V167H182ZM190 166H191V165H190ZM202 166H203V165H202ZM202 166H200V169H198V170H201V167H202ZM217 166H218V164H217ZM220 166H221V165H220ZM220 166H219V168H221ZM234 166H235V165H234ZM242 166H243V165H242ZM253 166H254V165H253ZM0 167H1V166H0ZM6 167H8V166H7V163H6ZM23 167H24V166H23ZM29 167H30V166H29ZM42 167H43V166H42ZM42 167H41V169H42ZM61 167H62V166H61ZM98 167H99V166H98ZM107 167H109V166H107ZM118 167H119V166H118ZM121 167H122V166H121ZM128 167H129V166H128ZM128 167L126 166L127 169H128ZM163 167H164V166H163ZM167 167H168V166H167ZM188 167H189V166H188ZM215 167H216V166H215ZM215 167H213V168H215ZM222 167H223V166H222ZM250 167H251V166H250ZM11 168H12V165H11ZM58 168H60V167H58ZM58 168H57V169H58ZM72 168H73V167H72ZM72 168H71V169H72ZM91 168H92V167H91ZM102 168H103V167H102ZM102 168H100V169H102ZM115 168H116V167H115ZM124 168H125V167H124ZM124 168H123V169H124ZM144 168H146V165H145ZM154 168H156V166H155ZM173 168L175 169V167H173ZM176 168H177V167H176ZM185 168H187V166H186ZM193 168H194V165H193ZM197 168H198V166H197ZM203 168H204V167H203ZM224 168H225V167H224ZM228 168H229V167H228ZM234 168H235V167H234ZM238 168H239V167H238ZM5 169H6V168H5ZM7 169H8V168H7ZM32 169H33V168H32ZM32 169H31V170H32ZM77 169H79V168H77ZM81 169H82V166H81ZM130 169H131V168H130ZM152 169H153V167H152ZM181 169H182V168H180L178 171L180 172ZM190 169H192V168H190ZM208 169H209V168H208ZM222 169H223V168H222ZM16 170H17V169H16ZM35 170H36V169H35ZM39 170H40V168H39ZM42 170H43V169H42ZM83 170H84V169H83ZM86 170H87V169H86ZM86 170H85V171H86ZM88 170H89V169H88ZM92 170H96V169H92ZM104 170H105V169H104ZM111 170H112V169H111ZM111 170H109V172H110ZM149 170H150V168H149ZM186 170H187V169H186ZM188 170H189V169H188ZM192 170H193V169H192ZM203 170H204V169H203ZM203 170H201V171H203ZM211 170H212V169H211ZM214 170H215V169H214ZM240 170H241V169H240ZM258 170H259V169H258ZM0 171H1V170H0ZM3 171H4V169H3ZM3 171H2V172H3ZM13 171H14V170H13ZM24 171H25V170H24ZM44 171H45V170H44ZM46 171H47V170H46ZM72 171H73V170H71V172H72ZM78 171H79V170H77V172H78ZM99 171H100V170H98L97 172H99ZM147 171H148V170H147ZM172 171H173V169H172ZM178 171H177V172H178ZM181 171H182V170H181ZM189 171H190V170H189ZM208 171H209V170H208ZM208 171H207V172H208ZM215 171H216V170H215ZM219 171H220V170H219ZM250 171H251V170H250ZM10 172H11V171H10ZM10 172H9V173H10ZM14 172H15V171H14ZM14 172H13V173H14ZM40 172H41V171H40ZM58 172H59V171H58ZM66 172H67V170H66ZM71 172H70V173H71ZM87 172H88V171H87ZM100 172H101V171H100ZM112 172H113V171H112ZM130 172H131V170H130ZM132 172H133V171H132ZM134 172H135V171H134ZM138 172H139V170H138ZM153 172H154V171H153ZM156 172H158V171H155V173H156ZM173 172H174V171H173ZM195 172H196V171H195ZM204 172H205V171H204ZM210 172H211V171H210ZM213 172H214V171H213ZM247 172H248V171H247ZM0 173H1V172H0ZM4 173H5V172H4ZM82 173H83V172H82ZM123 173H124V172H123ZM125 173H126V172H125ZM140 173H142V172H140ZM146 173H147V172H146ZM148 173H149V171H148ZM160 173H162V172H159V174H160ZM170 173H171V172H170ZM170 173H169V174H170ZM193 173H194V172H193ZM200 173H201V172H200ZM251 173H252V172H251ZM17 174H18V173H17ZM28 174H29V173H28ZM61 174H62V173H61ZM84 174H85V173H84ZM84 174H83V175H84ZM88 174L90 175V173H88ZM115 174H117V173H115ZM128 174H129V172H128ZM131 174H133V173H131ZM136 174H137V173H136ZM142 174H143V173H142ZM149 174H152V173H149ZM157 174H158V173H157ZM169 174H168V175H169ZM185 174H186V173H185ZM197 174H198V173H197ZM204 174H205V173H204ZM207 174H208V173H207ZM210 174H211V173H210ZM220 174H221V173H220ZM246 174H247V173H246ZM255 174H256V173H255ZM258 174H259V173H258ZM22 175H23V173H22ZM46 175H47V174H46ZM65 175H66V174H65ZM76 175H77V173H76ZM78 175H79V174H78ZM98 175L100 176V174H98ZM119 175H121V174H119ZM123 175H124V174H123ZM165 175H166V174H165ZM174 175H175V174H174ZM202 175H203V174H202ZM212 175H214V173H213ZM217 175H218V174H217ZM226 175H227V174H226ZM233 175H234V174H233ZM235 175H236V174H235ZM251 175H253V174H251ZM251 175H250V176H251ZM27 176H28V175H27ZM27 176H26V177H27ZM60 176H62V175H60ZM99 176H98V177H99ZM102 176H103V175H102ZM108 176H109V175H108ZM145 176H146V175H145ZM151 176H152V175H151ZM154 176H155V175H154ZM156 176H157V175H156ZM219 176H220V175H219ZM219 176H218V178H219ZM224 176H225V175H224ZM229 176H231V174H230ZM241 176H242V175H241ZM254 176H255V175H254ZM254 176H253V177H254ZM262 176H263V174H262ZM2 177H3V176H2ZM6 177H7V176H6ZM14 177H15V176H14ZM33 177H34V176H33ZM70 177H71V176H70ZM73 177H74V176H73ZM73 177H72V178H73ZM81 177H82V175H81ZM92 177H93V176H92ZM98 177H97V178H98ZM110 177H111V176H110ZM124 177H126V176H124ZM128 177H129V176H128ZM136 177H137V176H136ZM149 177H150V176H149ZM149 177H148V178H149ZM152 177H153V176H152ZM166 177H167V176H166ZM182 177H183V176H182ZM196 177L199 178V177H200L199 174H198V176H196ZM201 177H203V176H201ZM220 177H221V176H220ZM245 177H246V176H245ZM258 177H259V176H258ZM12 178H13V177H12ZM48 178H49V177H48ZM53 178H54V177H53ZM60 178H61V177H60ZM83 178H84V177H83ZM116 178L119 179L118 177H116ZM148 178H147L146 180H151V179H148ZM180 178H181V177H180ZM191 178H192V176H191ZM215 178H216V177H215ZM233 178H234V177H233ZM51 179H52V178H51ZM57 179H58V178H57ZM57 179H56V180H57ZM91 179H92V178H91ZM99 179H100V178H99ZM153 179H154V178H153ZM163 179H164V178H163ZM170 179H171V178H170ZM172 179H174V178L172 177ZM181 179H182V178H181ZM184 179H186V178H184ZM195 179H196V178H195ZM203 179H204V178H203ZM225 179H226V178H225ZM49 180H50V179H49ZM54 180H55V179H54ZM54 180H53V181H54ZM56 180H55V181H56ZM81 180H82V179H81ZM107 180H108V179H107ZM127 180H129V179H127ZM134 180H135V179H134ZM134 180H133V181H134ZM165 180H166V179H165ZM213 180H214V179H213ZM232 180H233V179H232ZM252 180H253V179H252ZM255 180H256V176H255ZM5 181H6V180H5ZM5 181H4V182H5ZM18 181H20V180H18ZM62 181H63V180H62ZM78 181H79V180H78ZM83 181H84V180H83ZM92 181H94V180H92ZM98 181H99V180H98ZM98 181H97V182H98ZM114 181H115V180H114ZM120 181H121V179H120ZM122 181H123V180H122ZM138 181H140V180H138ZM144 181H145V179H144ZM144 181H140V182H143V183H144ZM162 181H163V180H162ZM178 181H179V180H178ZM181 181H182V180H181ZM188 181H189V178H188ZM206 181H207V180H206ZM206 181H205V182H206ZM230 181H231V180H230ZM234 181H235V180H234ZM9 182H10V181H9ZM9 182H8V183H9ZM36 182H38V181H36ZM59 182H60V181H59ZM63 182H64V181H63ZM85 182H86V181H85ZM110 182H111V180H110ZM112 182H113V180H112ZM117 182H118V181H117ZM128 182H129V181H128ZM153 182H154V181H153ZM163 182H164V181H163ZM168 182H170V181L168 180ZM173 182H174V180H173ZM175 182H176V180H175ZM182 182H185V181L183 180ZM192 182H193V180H192ZM202 182H204V181H202ZM235 182H236V181H235ZM257 182H258V181H257ZM257 182H256V183H257ZM1 183H2V182H1ZM12 183H13V182H12ZM18 183H19V182H18ZM34 183H35V182H34ZM70 183H73V182H70ZM91 183H92V182H91ZM99 183H100V181H99ZM103 183H104V182H103ZM103 183H101V184H103ZM119 183H120V182H119ZM135 183H136V180H135ZM143 183H142V184H143ZM160 183H162V182H160ZM164 183H165V182H164ZM178 183H180V181H179ZM194 183H195V182H194ZM256 183H255V184H256ZM258 183H261V182H258ZM262 183H263V181H262ZM53 184H54V183H53ZM76 184H77V183H76ZM83 184H84V183H83ZM85 184H86V183H85ZM92 184H93V183H92ZM96 184H97V183H96ZM101 184H100V186H101ZM111 184H112V183H111ZM120 184H121V183H120ZM123 184H124V183H123ZM129 184H130V183H129ZM139 184H140V183H139ZM155 184H156V183H155ZM172 184H173V183H172ZM176 184H177V183H176ZM182 184H183V183H181V185H182ZM185 184H186V183H185ZM197 184H198V183H197ZM204 184H205V183H204ZM231 184L233 185V183H231ZM23 185H24V184H23ZM46 185H47V184H46ZM94 185H95V184H93V186H94ZM103 185H104V184H103ZM109 185H110V184H109ZM115 185H116V184H115ZM136 185H137V184H136ZM161 185H162V184H161ZM173 185H174V184H173ZM178 185H179V184H178ZM199 185H200V184H199ZM208 185H209V184H208ZM240 185H241V184H240ZM243 185H244V184H243ZM243 185H242V186H243ZM257 185H259V184H257ZM10 186H11V184H10ZM13 186H14V185H13ZM53 186H54V185H53ZM56 186H57V185H56ZM84 186H85V185H84ZM86 186H87V185H86ZM96 186H97V185H96ZM110 186H111V185H110ZM117 186H119V184H118ZM133 186H134V185H133ZM139 186H140V185H139ZM155 186H156V185H155ZM162 186H164V185H162ZM162 186H161V188H162ZM176 186H177V185H176ZM176 186H175V187H176ZM182 186H185V185L183 184ZM206 186H207V185H206ZM237 186H238V185H237ZM242 186H241V187H242ZM260 186H261V185H260ZM1 187H2V186H1ZM25 187H27V186H25ZM39 187H40V186H39ZM50 187H51V185H50ZM57 187H58V186H57ZM98 187H99V186H98ZM101 187H102V186H101ZM114 187H115V186H114ZM129 187H130V186H129ZM140 187H141V186H140ZM145 187H146V186H145ZM157 187H158V189L160 188L158 185H157ZM203 187L205 188V185H204ZM209 187H210V186H209ZM230 187H231V186H230ZM232 187H233V186H232ZM258 187H259V186H258ZM4 188H5V187H4ZM23 188H24V187H23ZM34 188H35V187H34ZM37 188H38V187H37ZM37 188H35V189H37ZM44 188H45V187H44ZM66 188H68V187H66ZM89 188H90V187H89ZM89 188H88V189H89ZM93 188H94V187H93ZM95 188H96V187H95ZM107 188H108V187H107ZM132 188H133V187H132ZM138 188H139V187H138ZM183 188H185V187H183ZM239 188H240V186H239ZM1 189H2V188H1ZM16 189H17V188H16ZM27 189H28V188H26V190H27ZM35 189H34V190H35ZM52 189H53V187H52ZM62 189H63V188H62ZM62 189L60 188V190H62ZM70 189H71V188H70ZM80 189H81V188H80ZM80 189H79V190H80ZM100 189H101V188H100ZM144 189H146V188H144ZM153 189H154V188H153ZM174 189H175V188H174ZM187 189H188V188H187ZM233 189H235V188L233 187ZM243 189H244V188H243ZM252 189H253V188H252ZM261 189H262V188H261ZM261 189H260V190H261ZM3 190H4V189H3ZM3 190H2V193H4ZM10 190H11V189H10ZM10 190H9V191H10ZM21 190H22V188H21ZM77 190H78V189H77ZM77 190H76V191H77ZM84 190H85V189H84ZM105 190H106V189H105ZM107 190H109V189H107ZM123 190H124V189H123ZM126 190H127V189H126ZM126 190H124V191H126ZM146 190H147V189H146ZM161 190H162V189H161ZM176 190H177V189H176ZM201 190H202V188H201ZM204 190H208V188H206V189H204ZM204 190H203V191H204ZM212 190H215V189H212ZM235 190H236V189H235ZM235 190H234V191H235ZM250 190H251V189H250ZM31 191H32V190H31ZM37 191H38V190H37ZM39 191H40V190H39ZM42 191H44V190L42 189ZM53 191H54V190H53ZM76 191H75V192H76ZM86 191H87V190H86ZM94 191H95V190H94ZM97 191H98V190H97ZM124 191H122V193H124ZM154 191H155V190H154ZM162 191H164V190H162ZM165 191H166V190H165ZM167 191L169 192L170 190L167 189ZM179 191H181V189H179ZM179 191H178V192H179ZM203 191H202V192H203ZM219 191H220V190H219ZM240 191H241V190H240ZM5 192H7V191H5ZM11 192H12V191H11ZM28 192H29V191H28ZM35 192H36V191H35ZM48 192H49V191H48ZM64 192H65V188H64ZM88 192H90V191H88ZM88 192H87V193H88ZM91 192H92V191H91ZM100 192H101V191H100ZM130 192H131V191H130ZM137 192H138V191H137ZM150 192H151V191H150ZM150 192H149V193H150ZM157 192H158V191H157ZM176 192H177V191H176ZM189 192H190V191H189ZM197 192H199V191H197ZM197 192H196V193H197ZM202 192H201V193H202ZM205 192H206V191H204L203 193H205ZM212 192H213V191H212ZM212 192H211V193H212ZM241 192H243V191H241ZM246 192H247V191H246ZM250 192H251V191H250ZM16 193H17V192H16ZM37 193H38V192H37ZM41 193H42V192H41ZM41 193H40V194H41ZM43 193H44V192H43ZM60 193H61V191H60ZM66 193H67V192H66ZM66 193H65V194H66ZM73 193H74V192H73ZM142 193H143V192H142ZM213 193H214V192H213ZM217 193H219V192H216V194H217ZM220 193H221V192H220ZM220 193H219V194H220ZM237 193H238V192H237ZM239 193H240V192H239ZM251 193H255V192L253 191V192H251ZM258 193H259V192H258ZM4 194H5V193H4ZM19 194H20V193H19ZM21 194H22V193H21ZM57 194H58V193H57ZM70 194H71V193H70ZM91 194H92V193H91ZM94 194H95V193H94ZM105 194H106V192H105ZM130 194H131V193H130ZM130 194H129V195L127 194V196H130ZM151 194H153V193H151ZM163 194H164V193H163ZM168 194H169V193H168ZM184 194H185V193H184ZM187 194H188V193H187ZM191 194H192V193H191ZM199 194H200V192H199ZM199 194H198V195H199ZM226 194H227V193H226ZM243 194H244V193H243ZM248 194H249V193H248ZM259 194H260V193H259ZM2 195H3V194H2ZM8 195H9V194H8ZM27 195H28V194H27ZM44 195H45V194H44ZM44 195H42V196L44 197ZM54 195H56V194H54ZM63 195H64V194H63ZM78 195H79V194H78ZM80 195H81V194H80ZM99 195H100V194H99ZM110 195H111V194H109V197H110ZM116 195H117V194H116ZM154 195H155V194H154ZM160 195H161V194H160ZM174 195H175V193H174ZM176 195H177V194H176ZM182 195H183V194H182ZM202 195H203V194H202ZM209 195H210V194H209ZM209 195H208V196H209ZM220 195H222V194H220ZM229 195H230V194H229ZM229 195H228V196H229ZM234 195H236V194H234ZM263 195H264V194H263ZM3 196H4V195H3ZM5 196H6V195H5ZM16 196H17V195H16ZM34 196H35V195H34ZM67 196H68V195H67ZM67 196H66V197H67ZM71 196H72V195H71ZM90 196H92V195H90ZM97 196H98V195H97ZM101 196H103V195H101ZM112 196H113V195H112ZM147 196H148V195H147ZM167 196H168V195H167ZM210 196H211V195H210ZM214 196H215V194H214ZM238 196H239V195H238ZM238 196H237V197H238ZM28 197H30V196L28 195ZM35 197H36V196H35ZM51 197H52V196H51ZM61 197H64V196H61ZM69 197H70V196H69ZM80 197H82V196H80ZM92 197H93V196H92ZM124 197H125V196H124ZM132 197H133V196H132ZM142 197H143V196H142ZM151 197H152V196H151ZM163 197H164V196H163ZM169 197H170V196H169ZM182 197H183V196H182ZM211 197H212V196H211ZM216 197H217V196H216ZM7 198H9V197H7ZM14 198H15V197H14ZM36 198H37V197H36ZM52 198H54V197H52ZM55 198H56V196H55ZM71 198H73V196H72ZM99 198H100V197H99ZM134 198H136V197H134ZM160 198H161V200H162V196H161ZM171 198H172V197H171ZM177 198H178V197H177ZM196 198H197V197H196ZM198 198H199V197H198ZM223 198H224V197H223ZM226 198H227V197H226ZM231 198H232V196H231ZM235 198H236V197H235ZM1 199H2V198H1ZM9 199H10V198H9ZM11 199H12V198H11ZM11 199H10V200H11ZM44 199H45V198H44ZM48 199H49V198H48ZM67 199H68V198H67ZM77 199H78V198H77ZM89 199H91V198H89ZM93 199H94V198H93ZM97 199H98V198H97ZM101 199H102V198H101ZM138 199H139V198H138ZM145 199H146V198H145ZM169 199H170V198H169ZM175 199H176V198H175ZM189 199H191V198H189ZM203 199H204V197H203ZM232 199H233V198H232ZM61 200H62V199H61ZM102 200H103V199H102ZM114 200H115V199H114ZM133 200H134V199H133ZM146 200H147V199H146ZM166 200H167V199H166ZM172 200H173V199H172ZM179 200H180V199H179ZM198 200H199V199H198ZM241 200H242V197H241ZM245 200H246V199H245ZM4 201H5V200H4ZM7 201H8V200H7ZM20 201H22V200H20ZM25 201H26V199H25ZM28 201H29V200H28ZM32 201H33V200H32ZM53 201H54V200H53ZM55 201H57V199H56ZM62 201H63V200H62ZM68 201H69V200H68ZM72 201H73V200H72ZM86 201H87V200H86ZM91 201H92V199H91ZM111 201H112V200H111ZM118 201H119V200H118ZM121 201H122V200H120V203H121ZM126 201H127V200H126ZM148 201H149V200H148ZM173 201H174V200H173ZM177 201H178V200H177ZM182 201L184 202V199H183ZM195 201H196V199H195ZM200 201H201V200H200ZM237 201H238V200H237ZM247 201H248V200H247ZM22 202H23V201H22ZM36 202H37V201H36ZM40 202H41V200H40ZM69 202H70V201H69ZM107 202H108V201H107ZM113 202H114V201H112V203H113ZM116 202H117V201H116ZM132 202H133V201H132ZM132 202H131V203H132ZM169 202H170V201H169ZM198 202H199V201H198ZM198 202H197V203H198ZM205 202H206V201H205ZM18 203H19V202H18ZM25 203H26V202H25ZM41 203H42V202H41ZM56 203H57V202H56ZM58 203H59V202H58ZM75 203H76V201H75ZM82 203H83V202H82ZM105 203H106V201H105ZM126 203H127V202H126ZM134 203H135V202H134ZM134 203H133V204H134ZM156 203H157V202H156ZM161 203H162V202H161ZM171 203H172V201H171ZM177 203H178V202H177ZM224 203H225V202H224ZM227 203H228V202H227ZM231 203H232V202H231ZM233 203H234V200H233ZM239 203H240V202H239ZM253 203H254V202H253ZM260 203H261V202H260ZM260 203H259V204H260ZM0 204H1V203H0ZM3 204H4V203H3ZM23 204H24V203H23ZM28 204H29V203H28ZM36 204H37V203H36ZM59 204H60V203H59ZM133 204H131V205H133ZM137 204H138V203H137ZM137 204H136V205H137ZM167 204H168V203H165V207L167 206ZM178 204H179V203H178ZM185 204H186V203H185ZM193 204H194V203H193ZM195 204H196V202H195ZM195 204H194V206H195ZM202 204H203V203H202ZM202 204H201V205H202ZM217 204H218V203H217ZM259 204H257V205H259ZM4 205H5V204H4ZM9 205H10V204H9ZM11 205H12V204H11ZM32 205H33V204H32ZM37 205L40 207L39 204H37ZM44 205H45V204H44ZM49 205H50V204H49ZM66 205H67V202H66ZM79 205H80V204H79ZM85 205H86V204H85ZM107 205H108V204H107ZM116 205H117V204H116ZM138 205H139V204H138ZM150 205H151V204H150ZM162 205H163V204H162ZM171 205H173V204H171ZM183 205H184V204H183ZM187 205H188V204H187ZM221 205H222V204H221ZM225 205H226V204H225ZM230 205H231V204H230ZM235 205H236V204H235ZM251 205H252V204H250V206H251ZM14 206H15V205H13L12 207L14 208ZM20 206H22V205H20ZM24 206H25V205H24ZM33 206H34V205H33ZM42 206H43V205H42ZM55 206H57V204H55ZM82 206H83V205H82ZM82 206L80 205V207H82ZM87 206H88V205H87ZM89 206H91V205H89ZM110 206H111V203H110ZM113 206H114V205H113ZM158 206H159V205H158ZM191 206H192V205H191ZM198 206H199V205H198ZM204 206H205V205H204ZM217 206H218V205H217ZM241 206H242V205H241ZM243 206H244V205H243ZM12 207H11V208H12ZM35 207H36V206H35ZM35 207H34V208H35ZM43 207H44V206H43ZM93 207H94V205H93ZM100 207H101V206H100ZM138 207H139V206H138ZM144 207H145V205H144ZM144 207H143V208H144ZM154 207H155V206H154ZM154 207H153V209H155ZM162 207H163V206H162ZM192 207H193V206H192ZM212 207H213V206H212ZM218 207H219V206H218ZM218 207H217V208H218ZM220 207H221V206H220ZM233 207H234V206H233ZM237 207H238V206H237ZM257 207H258V206H257ZM263 207H264V206H263ZM22 208H23V207H22ZM40 208L42 209V207H40ZM45 208H46V207H45ZM45 208H44V209H45ZM62 208H63V207H62ZM66 208L68 209L69 207L66 206L65 209H66ZM74 208H75V207H74ZM89 208H91V207H89ZM98 208H99V207H98ZM107 208H108V207H107ZM109 208H110V207H109ZM139 208H140V207H139ZM145 208H146V207H145ZM172 208H173V207H172ZM172 208H171V210H172ZM200 208H201V207H200ZM200 208H199V209H200ZM215 208H216V207H215ZM215 208H213V209H215ZM228 208H229V207H228ZM239 208H240V207H239ZM242 208H244V207H241V210H242ZM258 208H261V206L258 207ZM23 209H24V208H23ZM25 209H28V207L26 208V206H25ZM32 209H33V207H32ZM36 209H37V207H36ZM44 209H43V211H44ZM57 209H58V208H57ZM70 209H72V208L70 207L69 210H70ZM76 209H77V208H76ZM81 209H82V208H81ZM95 209H96V208H95ZM102 209H103V208H102ZM122 209H123V207H122ZM125 209H126V208H125ZM128 209H129V208H128ZM140 209H141V208H140ZM148 209H149V205H148ZM148 209H147V210H148ZM168 209H169V207H168ZM181 209H182V208H181ZM190 209H192V208H190ZM199 209H198V210H199ZM210 209H211V208H210ZM213 209H212V210H213ZM220 209H221V208H220ZM220 209H219V211H220ZM226 209H227V208H226ZM245 209H246V208H244V210H245ZM0 210H1V209H0ZM21 210H22V209H21ZM37 210H38V209H37ZM58 210L60 211V208H59ZM88 210H89V209H88ZM103 210H104V209H103ZM107 210H108V209H107ZM111 210H112V209H111ZM114 210H115V209H114ZM141 210H142V209H141ZM249 210H250V209H249ZM254 210H255V208H254ZM263 210H264V209H263ZM84 211H85V210H84ZM90 211H91V210H90ZM90 211H89V212H90ZM95 211H96V210H95ZM95 211H94V212H95ZM105 211H106V207H105ZM109 211H110V210H109ZM125 211H126V210H125ZM128 211H129V210H128ZM145 211H146V210H145ZM149 211H150V210H149ZM161 211H162V210H161ZM164 211H165V210H164ZM175 211H178V209L176 208ZM182 211H183V210H182ZM205 211H207V210H205ZM221 211H223V210H221ZM251 211H252V209L250 210V212H251ZM256 211H258V210L256 209ZM18 212H19V211H18ZM29 212H30V211H29ZM36 212H37V211H36ZM36 212H32V213H35V214H36ZM46 212H47V211H46ZM68 212H69V211H68ZM87 212H88V211H87ZM132 212H133V211H131L130 214H132ZM155 212H157V211H155ZM155 212H154V213H155ZM162 212H163V211H162ZM162 212H160V213H162ZM173 212H174V211H173ZM178 212H179V211H178ZM232 212H233V211H232ZM253 212H254V211H252V213H253ZM6 213H8V212H6ZM9 213H10V212H9ZM41 213H42V212H41ZM48 213H49V212H48ZM65 213H67V212H65ZM69 213H71V212H69ZM81 213L83 214V212H81ZM115 213H116V212H115ZM126 213H127V211H126ZM126 213H124V214L126 215ZM135 213L137 214V212H135ZM143 213H144V212H143ZM147 213H148V211H147ZM165 213H166V212H165ZM180 213H181V212H180ZM199 213H200V212H199ZM210 213H212V212H208V214H210ZM217 213H218V212H217ZM220 213H221V212H220ZM237 213H238V212H237ZM248 213H249V212H248ZM256 213H258V212H256ZM260 213H264V212H260ZM50 214H51V213H50ZM103 214H104V213H103ZM112 214H113V213H112ZM150 214H151V215H154V214H152V213H150ZM155 214H156V213H155ZM163 214H164V213H163ZM184 214H185V213H184ZM184 214H183V215H184ZM196 214H197V212H196ZM204 214H205V213H204ZM245 214H246V213H245ZM31 215H32V214H31ZM40 215H41V214H40ZM47 215H48V214H47ZM75 215H76V214H75ZM79 215H80V214H79ZM84 215H86V214H84ZM119 215H120V214H119ZM147 215H148V214H147ZM156 215H157V214H156ZM192 215L194 216V214H192ZM205 215H206V214H205ZM231 215H232V214H231ZM239 215H240V213H239ZM258 215H259V214H258ZM41 216H42V215H41ZM56 216H57V215H56ZM72 216H73V215H72ZM102 216H103V215H102ZM107 216H108V215H107ZM111 216H112V215H111ZM114 216H115V215H114ZM116 216H117V215H116ZM127 216H128V215H127ZM127 216H126V217H127ZM129 216H130V215H129ZM133 216H134V215H133ZM136 216H137V215H136ZM154 216H155V215H154ZM165 216H166V215H165ZM201 216L203 217V215H201ZM201 216H200L199 218H202ZM242 216H243V215H242ZM254 216H255V215H254ZM2 217H3V216H2ZM6 217H7V216H6ZM12 217H13V216H12ZM15 217H16V216H15ZM28 217H31V216H28ZM49 217H50V216H49ZM51 217H53V216H51ZM112 217H113V216H112ZM118 217H119V216H118ZM130 217H131V216H130ZM168 217H169V215H168ZM168 217H167V218H168ZM173 217H174V216H173ZM222 217H223V216H222ZM246 217H247V216H245V221H246ZM17 218H18V217H17ZM33 218H35V217H33ZM53 218H54V217H53ZM61 218H63V217H61ZM76 218H77V216H76ZM81 218H82V216H81ZM88 218H89V217H88ZM90 218H91V217H90ZM95 218H96V217H95ZM99 218H100V217H99ZM110 218H111V217H110ZM116 218H117V217H116ZM176 218H177V217H176ZM193 218H194V217H193ZM199 218H198V219H199ZM215 218H216V217H215ZM235 218H236V217H235ZM235 218H234V219H235ZM63 219H64V218H63ZM65 219H66V218H65ZM73 219H74V217H73ZM103 219H104V218H103ZM117 219H119V222L121 221L120 218H117ZM117 219H116V220H117ZM131 219H132V218H131ZM146 219H147V217H146ZM163 219H164V218H163ZM177 219H178V218H177ZM183 219H184V218H183ZM188 219H189V218H188ZM239 219H240V218H239ZM243 219H244V218H243ZM261 219H262V218H261ZM4 220H5V219H4ZM39 220H40V219H39ZM39 220H38V221H39ZM43 220H44V219H43ZM52 220H53V219H52ZM75 220H76V219H75ZM75 220H74V221H75ZM79 220H80V218H79ZM82 220H83V219H82ZM82 220H81V221H82ZM94 220H95V219H94ZM94 220H92V221H94ZM107 220H108V219H107ZM112 220H113V219H112ZM153 220H154V219H153ZM153 220H151V221H153ZM184 220H185V219H184ZM186 220H187V219H186ZM230 220H231V219H230ZM258 220H259V219H258ZM258 220H257V221H258ZM44 221H45V220H44ZM47 221H48V220H47ZM47 221H46V223H48ZM110 221H111V220H110ZM110 221H108V222H110ZM122 221H124V220H122ZM126 221H127V220H126ZM126 221H125V222H126ZM133 221H134V220H133ZM137 221H138V220H137ZM137 221H136V222H137ZM160 221H161V220H160ZM164 221H165V220H164ZM164 221H163V222H164ZM231 221H232V220H231ZM231 221H230V222H231ZM239 221H240V220H239ZM247 221H248V220H247ZM260 221H261V220H260ZM8 222H9V220H8ZM12 222H13V221H12ZM20 222H21V221H20ZM84 222H85V221H84ZM97 222H99V221H97ZM117 222H118V221H117ZM144 222H145V221H144ZM146 222H147V221H146ZM179 222H180V221H178L177 223H179ZM182 222H184V221H182ZM194 222H195V221H194ZM197 222H198V221H197ZM211 222H212V220H211ZM213 222H214V221H213ZM249 222H250V221H249ZM4 223H6V222H4ZM9 223H10V222H9ZM18 223H19V222H18ZM21 223H22V222H21ZM65 223H66V222H65ZM65 223H64V224H65ZM72 223H73V222H72ZM100 223H101V221H100ZM104 223H105V222H104ZM157 223H158V222H157ZM166 223H167V221H166ZM166 223H165V224H166ZM169 223H170V222H169ZM172 223H173V222H172ZM174 223H175V222H174ZM180 223H181V222H180ZM185 223H187V222L185 221L184 224H185ZM234 223H235V222H234ZM252 223H253V222H252ZM30 224H31V223H30ZM42 224H43V223H42ZM75 224H77V223H75ZM84 224H85V223H84ZM87 224H88V223H87ZM89 224H90V223H89ZM89 224H88V225H89ZM101 224H102V223H101ZM110 224H112V223H110ZM135 224H136V223H135ZM150 224H151V223H150ZM153 224H154V223H153ZM158 224H159V223H158ZM187 224H188V223H187ZM196 224H197V223H196ZM207 224H208V223H207ZM246 224H247V223H246ZM248 224L250 225L251 223H248ZM22 225H23V224H22ZM26 225H27V224H26ZM40 225H41V224H40ZM47 225H49V224H47ZM61 225H62V224H61ZM85 225H86V224H85ZM106 225H107V224H106ZM112 225H114V224H112ZM125 225H126V224H125ZM125 225H124V226H125ZM145 225H146V224H145ZM198 225H199V224H198ZM260 225H261V223H260ZM5 226H6V225H5ZM15 226H16V225H15ZM44 226H46V225H43V227H44ZM51 226H52V225H51ZM69 226H71V225H69ZM92 226H93V225H92ZM95 226H96V225H95ZM97 226H99V225H97ZM121 226H122V225H121ZM129 226H130V225H129ZM140 226H141V224H140ZM149 226H150V225H149ZM155 226H156V225H155ZM167 226H168V225H166V226H164V227H167ZM169 226H172V224L169 225ZM190 226H191V225H190ZM195 226H196V225H195ZM199 226H200V225H199ZM205 226H206V224H205ZM212 226H214V225H212ZM212 226H211V227H212ZM235 226H236V225H235ZM8 227H9V226H8ZM16 227H17V226H16ZM18 227H19V225H18ZM38 227H39V226H38ZM80 227H81V226H80ZM88 227H89V226H88ZM90 227H91V226H90ZM108 227H109V226H108ZM113 227H114V226H113ZM125 227H127V226H125ZM153 227H154V226H153ZM153 227H152V228H153ZM156 227H157V226H156ZM158 227H159V226H158ZM173 227H174V226H173ZM175 227H176V226H175ZM191 227H192V226H191ZM214 227H215V226H214ZM249 227H250V226H249ZM3 228H4V226H3ZM12 228H13V227H12ZM12 228H10V229L12 230ZM32 228H33V227H32ZM51 228H52V227H51ZM68 228H69V227H68ZM74 228H75V227H74ZM82 228H83V227H82ZM92 228H93V227H92ZM100 228H101V227H100ZM103 228H104V226H103ZM119 228H120V227H119ZM145 228H146V227H145ZM149 228H151V227H149ZM178 228H179V227H178ZM178 228H177V229H178ZM186 228H187V227H186ZM197 228H198V227H197ZM202 228H203V227H202ZM235 228H236V227H235ZM242 228H243V227H242ZM247 228H248V227H247ZM257 228H258V226H257ZM257 228H256V229H257ZM4 229H5V228H4ZM7 229H8V228H7ZM7 229H6V230H7ZM40 229H41V228H40ZM61 229H62V228H61ZM64 229H65V227H64ZM77 229H78V228H77ZM80 229H81V228H80ZM88 229H89V228H88ZM93 229H94V228H93ZM101 229H102V228H101ZM117 229H118V228H117ZM121 229H122V227H121ZM137 229H138V228H137ZM142 229H143V228H142ZM155 229H156V228H155ZM158 229H159V228H158ZM158 229H157V230H158ZM182 229H183V228H182ZM189 229H190V228H189ZM189 229H188V230H189ZM200 229H201V228H200ZM200 229H199V231H200ZM206 229H207V228H206ZM239 229H240V228H239ZM258 229H259V228H258ZM27 230H28V229H27ZM43 230H44V229H43ZM45 230L48 231L47 229H45ZM90 230H91V229H90ZM105 230H106V227H105ZM146 230H147V229H146ZM150 230H152V229H150ZM157 230H156V231H157ZM167 230H168V227H167ZM170 230H171V229H170ZM185 230H187V229H185ZM185 230H184V231H185ZM193 230H194V229H193ZM193 230H191V231H193ZM236 230H237V228H236ZM236 230H235V231H236ZM243 230H244V229H243ZM250 230H252V229H250ZM261 230H262V229H261ZM15 231H16V229H15ZM15 231H14V232H15ZM21 231H22V230H21ZM28 231H29V230H28ZM62 231H64V230H62ZM65 231H66V230H65ZM65 231H64V232H65ZM71 231H73V230H70V233H71ZM77 231H78V230H77ZM79 231H81V230H79ZM79 231H78V232H79ZM86 231H87V230H86ZM91 231H92V230H91ZM159 231H160V230H159ZM174 231H175V230H174ZM177 231H178V230H177ZM181 231H182V230H181ZM194 231H195V230H194ZM196 231H197V230H196ZM196 231H195V232H196ZM201 231H202V230H201ZM204 231H205V230H204ZM210 231H211V230H210ZM232 231H233V230H232ZM238 231H239V230H238ZM252 231H253V230H252ZM26 232H27V231H26ZM59 232H60V231H59ZM73 232H74V231H73ZM88 232H89V231H88ZM98 232H99V231H98ZM126 232H127V229H126ZM141 232H142V231H141ZM144 232H146V231H144ZM157 232H158V231H157ZM182 232H183V231H182ZM197 232H198V231H197ZM207 232H208V229H207ZM239 232H240V231H239ZM253 232H254V231H253ZM258 232H259V231H258ZM16 233H17V232H16ZM43 233H44V232H43ZM60 233H61V232H60ZM62 233H63V232H62ZM62 233H61V234H62ZM79 233H80V232H79ZM85 233H86V232H85ZM91 233H92V232H91ZM106 233H107V232H106ZM120 233H121V232H120ZM137 233H138V232H137ZM172 233H173V232H172ZM174 233H176V232H174ZM183 233H184V232H183ZM183 233H182V234H183ZM191 233H192V232H191ZM199 233H200V232H199ZM237 233H238V232H237ZM254 233H256V231H255ZM5 234H6V233H5ZM19 234H21V233H19ZM30 234H31V233H30ZM64 234H65V233H64ZM87 234H88V233H87ZM99 234L101 235V233H99ZM109 234H110V233H109ZM122 234H123V233H122ZM167 234H168V233H167ZM206 234H207V233H206ZM262 234H263V233H262ZM2 235H3V234H2ZM22 235H24V232H23ZM31 235H32V234H31ZM71 235H72V234H71ZM75 235H76V234H75ZM92 235H93V234H92ZM102 235H103V233H102ZM104 235H105V234H104ZM134 235H135V234H134ZM139 235H140V234H139ZM149 235H150V234H149ZM155 235H156V233H155ZM157 235H159V234L157 233ZM162 235H163V234H162ZM168 235H169V234H168ZM172 235H173V234H172ZM172 235H169V236H172ZM176 235H177V234H176ZM180 235H181V234H180V232H179V238L182 237V236H180ZM186 235H188V234L186 233ZM253 235H254V234H253ZM256 235H257V234H256ZM6 236H8V235H6ZM32 236H33V235H32ZM44 236H45V235H44ZM57 236H58V235H57ZM60 236H61V235H60ZM68 236H69V235H68ZM78 236H79V235H78ZM84 236H85V235H84ZM87 236H88V235H87ZM87 236H85V237H87ZM98 236H99V235H98ZM169 236H166V239H167V237H169ZM191 236H192V234H191ZM195 236H196V235H195ZM195 236H194V237H195ZM197 236H198V235H197ZM204 236H206V235H204ZM226 236H227V234H226ZM1 237H2V236H1ZM15 237H16V236H15ZM40 237H41V236H40ZM42 237H43V236H42ZM42 237H41V238H42ZM62 237H63V234H62ZM65 237H66V236H65ZM103 237H104V236H103ZM112 237H113V236H112ZM150 237H151V235H150ZM157 237H158V236H157ZM161 237H162V236H161ZM173 237H174V236H173ZM173 237H172V239H173ZM176 237H177V236H176ZM189 237H190V236H189ZM262 237H263V236L261 235V238H262ZM19 238H21V237L19 236ZM28 238H29V237H28ZM30 238H33V237H30ZM88 238H89V236H88ZM94 238H95V237H94ZM100 238H101V236H100ZM109 238H111V237L109 236ZM162 238H163V237H162ZM164 238H165V237H164ZM184 238H185V237H183V239H184ZM190 238H191V237H190ZM254 238H255V237H254ZM0 239H1V238H0ZM25 239H27V237H26ZM72 239H73V238H72ZM72 239H71V242H72ZM74 239H76V237H75ZM80 239H81V238H80ZM119 239H120V237H119ZM121 239H122V238H121ZM123 239H124V238H123ZM127 239H128V238H127ZM185 239H186V238H185ZM185 239H184V240H185ZM192 239H193V238H192ZM201 239H202V238H201ZM201 239H200V240H201ZM235 239H236V238H235ZM9 240H10V239H9ZM62 240H63V239H62ZM76 240H77V239H76ZM76 240H75V241H76ZM86 240H87V239H86ZM97 240H98V239H97ZM104 240H106V239H104ZM112 240H113V239H112ZM124 240H125V239H124ZM169 240H170V239H169ZM173 240H174V239H173ZM175 240H176V239H175ZM195 240H196V239H195ZM198 240H199V239H198ZM214 240H215V239H214ZM254 240H256V239H254ZM10 241H11V240H10ZM25 241H26V240H25ZM30 241H32V240H30ZM42 241H44V240H42ZM42 241H41V242H42ZM48 241H49V240H48ZM57 241H58V240H57ZM64 241H65V240H64ZM66 241H67V240H66ZM90 241H91V239H90ZM95 241H96V240H95ZM109 241H111V239H110ZM115 241H116V240H115ZM115 241H114V242H115ZM128 241H129V240H128ZM128 241H126V243H128ZM154 241H155V240H154ZM162 241H164V240H162ZM166 241H167V240H166ZM166 241H165V242H166ZM191 241H192V240H191ZM257 241H259V240H257ZM0 242H1V241H0ZM8 242H9V241H8ZM8 242L6 241L5 243H8ZM17 242H18V241H17ZM20 242H21V240H20ZM39 242H40V241H39ZM67 242H68V241H67ZM73 242H74V241H73ZM85 242H87V241H85ZM99 242H101V241H99ZM102 242H105V241H102ZM111 242H112V241H111ZM121 242H122V241H120V243H121ZM152 242H153V241H152ZM177 242H178V241H177ZM187 242H188V241H187ZM195 242H196V241H195ZM195 242H194V244H195ZM215 242H216V241H215ZM229 242H230V237H229V235H228V237H224V239H222L220 242H218V243H219V246H218V247H219V250H221V251L224 250V249L228 246ZM247 242H248V241H247ZM254 242H255V241H254ZM27 243H28V242H27ZM36 243H37V242H36ZM46 243H47V240H46ZM58 243H59V242H58ZM79 243H80V242H79ZM95 243H98V242H95ZM124 243H125V242H124ZM153 243H154V242H153ZM167 243H168V242H167ZM169 243H170V241H169ZM172 243H173V242H172ZM188 243H189V242H188ZM244 243H245V242H244ZM257 243H259V242H257ZM0 244H1V243H0ZM11 244H14V243L11 242ZM50 244H51V242H50ZM87 244H89V243H87ZM101 244H102V243H101ZM109 244H110V243H109ZM175 244H176V243H175ZM179 244H180V243H179ZM179 244H178V246H179ZM185 244H186V243H185ZM185 244H184V245H185ZM194 244H193V245H194ZM196 244H197V242H196ZM201 244H202V243H201ZM207 244H208V243H207ZM211 244H212V243H211ZM234 244H235V242H234ZM254 244H255V243H254ZM70 245H72V243H71ZM73 245H74V244H73ZM79 245H80V244H79ZM93 245H94V243H93ZM97 245H98V244H96V247H97ZM104 245H106V244L104 243ZM104 245H103V247H104ZM118 245H119V244H118ZM127 245H128V244H127ZM139 245H140V244H139ZM147 245H148V246H151V245H149V243H148ZM147 245H146V246H147ZM161 245H162V244H161ZM166 245H167V244H166ZM172 245H173V244H172ZM181 245H182V243H181ZM214 245H215V243H214ZM252 245H253V243H252ZM252 245H250V246H252ZM12 246H13V245H12ZM56 246H57V245H56ZM65 246H66V245H65ZM67 246H68V245H67ZM91 246H92V245H91ZM99 246H100V244H99ZM99 246H98V247H99ZM109 246H110V245H109ZM128 246H129V245H128ZM130 246L132 247V245H130ZM134 246H135V245H134ZM140 246H141V245H140ZM156 246H157V245H156ZM162 246H163V245H162ZM175 246H176V245H174V247H175ZM208 246H209V245H208ZM0 247H2V246H0ZM4 247H6V246H4ZM58 247H59V246H58ZM70 247H71V246H70ZM76 247H77V246H76ZM81 247H82V246H81ZM114 247H116V246H114ZM143 247H144V246H143ZM152 247H153V246H152ZM152 247H151V248H152ZM209 247H210V246H209ZM230 247H231V246H230ZM232 247H233V246H232ZM240 247H241V245H240ZM246 247H247V246H246ZM248 247H249V246H248ZM253 247H254V245H253ZM261 247H262V246H261ZM72 248H73V247H72ZM107 248H108V247H107ZM117 248H118V247H117ZM128 248H129V247H127V249H128ZM159 248H161V247H159ZM172 248H173V246H172ZM178 248H179V247H178ZM185 248H186V247H185ZM185 248H184V249H185ZM201 248H202V247H201ZM203 248H204V246H203ZM212 248H213V247H212ZM233 248H234V247H233ZM244 248H245V247H244ZM47 249H48V248H47ZM68 249H69V248H68ZM88 249H89V248H88ZM118 249H119V248H118ZM123 249H124V248H123ZM153 249H154V248H153ZM181 249H182V248H181ZM196 249H197V248H196ZM196 249H195V250H196ZM57 250H58V249H57ZM82 250H83V248H82ZM95 250H96V249H95ZM109 250H110V249H109ZM114 250H115V249H114ZM137 250H138V249H137ZM186 250H187V249H186ZM207 250H208V249H207ZM256 250H257V249H256ZM256 250H255V251H256ZM71 251H72V250H71ZM116 251L118 252V250H116ZM135 251H136V250H135ZM144 251H145V250H144ZM230 251H231V250H230ZM29 252H30V251H29ZM38 252H39V251H38ZM63 252H64V251H63ZM86 252H87V251H86ZM150 252H151V251H150ZM156 252H157V251H156ZM158 252H159V251H158ZM171 252H172V251H171ZM171 252H170V253H171ZM184 252H185V251H184ZM187 252H188V251H187ZM239 252H240V251H239ZM241 252H242V251H241ZM258 252H259V251H258ZM9 253H10V252H9ZM45 253H46V252H45ZM57 253H58V252H57ZM77 253H78V252H77ZM82 253H83V252H82ZM89 253H90V252H89ZM92 253H93V252H92ZM103 253H104V252H103ZM213 253H214V252H213ZM213 253H212V254H213ZM243 253H244V252H243ZM254 253H255V252H254ZM62 254H63V253H62ZM135 254H136V253H135ZM172 254H173V253H172ZM174 254H175V253H174ZM174 254H173V255H174ZM186 254H187V253H186ZM195 254H196V253H195ZM195 254H194V255H195ZM207 254H208V253H207ZM226 254H227V253H226ZM247 254H248V253H247ZM259 254H260V253H259ZM263 254H264V253H263ZM39 255H40V254H39ZM50 255H51V253H50ZM54 255H55V254H54ZM58 255H59V254H58ZM118 255H119V254H118ZM120 255H121V254H120ZM130 255H131V254H130ZM144 255H145V254H144ZM152 255H153V254H152ZM217 255H218V254H217ZM0 256H2V255H0ZM11 256H12V255H11ZM19 256H20V255H19ZM24 256H26V255H24ZM46 256H47V255H46ZM52 256H53V255H52ZM88 256H89V255H88ZM94 256H95V255H93V257H94ZM98 256H99V255H98ZM98 256H97V258H98ZM108 256H109V255H108ZM121 256H122V255H121ZM125 256H127V255H125ZM155 256H156V255H155ZM181 256H182V255H181ZM181 256H179V258H180ZM186 256H187V255H186ZM195 256H196V255H195ZM198 256H199V254H198ZM3 257H4V256H3ZM3 257H2V258H3ZM5 257H6V256H5ZM13 257H14V256H13ZM39 257H40V256H39ZM72 257H73V256H72ZM103 257H104V255H103ZM106 257H107V255H106ZM112 257H114V256H112ZM115 257H116V256H115ZM128 257H129V256H128ZM135 257H136V256H135ZM173 257H174V256H173ZM173 257H172V258H173ZM176 257H177V255L175 256V258H176ZM190 257H191V256H190ZM208 257H210V256H208ZM232 257H233V256H232ZM235 257H236V256H235ZM255 257H256V256H255ZM0 258H1V257H0ZM2 258H1V259H2ZM14 258H15V257H14ZM54 258H55V257H54ZM68 258H70V257H68ZM73 258H75V257H73ZM77 258H79V257H77ZM82 258H83V257H82ZM94 258L96 259V257H94ZM122 258H123V257H122ZM136 258H137V257H136ZM175 258H174V259H175ZM191 258H192V257H191ZM191 258H188V259H191ZM200 258H201V257H200ZM206 258H207V257H206ZM247 258H248V257H247ZM257 258H258V256H257ZM1 259H0V260H1ZM71 259H72V258H71ZM99 259H100V258H99ZM102 259H104V258H102ZM115 259H117V258H115ZM120 259H121V258H120ZM120 259H118V260H120ZM139 259H140V258H139ZM155 259H156V258H155ZM157 259H158V257H157ZM168 259H169V258H168ZM183 259H184V258H183ZM196 259H197V258H196ZM237 259H238V258H237ZM241 259H242V258H241ZM38 260H40V259H38ZM55 260H56V258H55ZM59 260H60V259H59ZM91 260H92V259H91ZM107 260H108V259H107ZM118 260H117V261H118ZM123 260H124V259H123ZM123 260H122V261H123ZM125 260H126V259H125ZM125 260H124V261H125ZM142 260H143V259H142ZM176 260H177V259H176ZM179 260H180V259H179ZM181 260H182V258H181ZM192 260H195V259L192 258ZM201 260H202V259H201ZM201 260H200V261H201ZM207 260H208V259H207ZM214 260H215V259H214ZM214 260H213V261H214ZM257 260H258V259H257ZM263 260H264V259H263ZM41 261H42V260H41ZM56 261H57V260H56ZM73 261L75 262V259H74ZM78 261H79V260H78ZM89 261H90V260H89ZM99 261H101V259H100ZM138 261H139V260H138ZM144 261H145V260H144ZM173 261H174V260H173ZM208 261H209V260H208ZM216 261H217V260H216ZM220 261H221V260H220ZM228 261H229V260H228ZM241 261H242V260H241ZM258 261H259V260H258ZM42 262H43V261H42ZM62 262H64V261H62ZM85 262H86V261H85ZM90 262L93 263L92 261H90ZM101 262H102V261H101ZM107 262H108V261H107ZM158 262H159V261H158ZM226 262H227V261H226ZM236 262H238V261H236ZM2 263H3V262H2ZM17 263H18V262H17ZM60 263H61V261H60ZM75 263H76V262H75ZM75 263H74V264H75ZM78 263H79V262H78ZM80 263H81V261H80ZM94 263H95V262H94ZM134 263H135V261H134ZM136 263H137V262H136ZM136 263H135V264H136ZM139 263H140V262H138V264H139ZM145 263H147V261H146ZM167 263H168V262H167ZM169 263H170V262H169ZM232 263H233V262H232ZM248 263H249V262H248ZM254 263H255V262H254ZM6 264H7V263H6ZM21 264H22V263H21ZM55 264H56V263H55ZM84 264H85V263H84ZM86 264H87V263H86ZM101 264H102V263H101ZM110 264H111V263H110ZM115 264H116V263H115ZM125 264H126V262H125ZM140 264H141V263H140ZM142 264H144V262H143ZM178 264H179V263H178ZM184 264H185V263H184ZM189 264H190V263H189ZM193 264H194V263H193ZM195 264H196V263H195ZM235 264H236V263H235ZM237 264H238V263H237ZM240 264H242V263H240ZM261 264H262V263H261Z\"/></svg>",
    "mask_w": 264,
    "mask_h": 264
}]
</instances>
